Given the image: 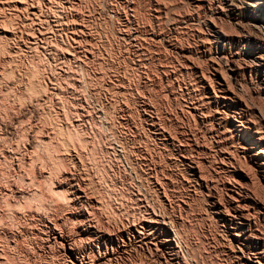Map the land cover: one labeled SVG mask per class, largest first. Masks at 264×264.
Instances as JSON below:
<instances>
[{
    "label": "rangeland",
    "instance_id": "374dc122",
    "mask_svg": "<svg viewBox=\"0 0 264 264\" xmlns=\"http://www.w3.org/2000/svg\"><path fill=\"white\" fill-rule=\"evenodd\" d=\"M2 2H5V0H0V3ZM7 1V0H6ZM33 3H34V6L36 7L37 6V9L38 7L41 8L38 10V13H37V16L36 17L38 20H36L29 12H26V11H22L19 13L18 11V8L16 10V8H13V5L12 4H9L5 6V3H1L0 4V28L5 30L6 32V35H8V38L9 39H3L4 40V43L3 41L0 40V52L3 53V51L5 49H7L6 51H4L5 53H3L2 55H0V59H2L3 57L6 58L4 63H8V65L10 66H13V65H16L13 69V67H10L8 66L6 63L4 64L3 62H1L2 60H0V62L3 64L0 65L1 69L3 68V66L5 67V69L7 71H5V74L8 73V71H11V70H8L9 68L7 67H10V69H12V71L9 74V76L5 75L4 79H8V77L10 78H14L15 76L18 78V74L21 75L23 77V82L21 83L22 87L20 86V83H18L19 81L14 78L12 81L11 79L9 78L7 81L6 80H1V83H0V101L2 99V103L0 102V110L2 111L0 113V117H2L3 115H7L6 117H2L0 119L3 120L2 123H0V136L4 137V136H8L9 135V139H11L12 141H10L8 138H6L8 140V143L6 142V139L4 140L3 137L0 138V147L2 145L1 148H3L4 152L8 151V149L10 150V152L14 155V158L17 159V157H19L17 159V162L12 160V156L11 154L10 155H7V152L6 154H4V152H2L0 150V153L2 154V157H0V165L3 166V167H0V175H4L3 176H0V186H4V187H7L9 185H7L9 182L8 181H11L10 183L14 184L16 182L20 183H16L15 185L18 187V188H23L25 191L30 190L27 194L28 196H26V199H24L25 197H23V199L19 200V203L18 205H15V207L18 209V210H15V211H21L19 212L21 217H15V211H13L15 208H11L8 206V202L10 203V199L11 198H6L4 195H3V201L1 196V191H0V209L3 211V217L0 219V227H2L3 224H7L8 226H5V227H9L11 225V227H23V226H26V227H32V229L34 230L33 232L35 233V237H34V242H33V255H35V263L34 264H53V263H57V264H61V256H59V254L57 252H55L54 250L52 252L49 253V255H47L46 257L48 258H45L43 260H41L42 258H39L37 257V253H38V250L37 249L40 245H42V241H40V239L38 238V235L39 233L41 232V229L43 227H65L66 225V228H69V225L71 227V229H73L74 227H78V223L81 222L83 220V216L87 217L88 218V223L87 222H84L81 227H87L88 225L91 226L93 223L94 227H111V228H121V227H135L137 229H140V228H146V227H155V224L152 226L150 225L151 223L150 222H154L155 221H159V222H162V220L166 223H169L170 226L169 227H174L175 224H173V222L175 221L176 218H178L179 220H182L183 222L185 220H187L186 222L182 223V224H185V226L183 225H180L179 224V227H182L183 228V232H184V237H183V242L185 243V248L182 247L183 249V252L181 253V261L180 263L181 264H185V261L187 264H194L196 262V264H205L206 262H208V264H217L216 262H218V264H242L240 262V260L234 256L233 253H231V251L227 254H220V251L222 248L220 247L222 244L225 246V248H231V250L234 249V246L233 243H229L227 241V230L226 228L224 229L225 227V224H223L222 222L220 221H214V219H212L209 215V211H208V198L206 197V195L204 193H202V195L200 194V191L197 190L194 182H192V180L190 179L189 175L187 172H185L183 169H182V165L180 164V162L178 161L180 159V156H186L188 157L189 159H195L194 161L195 162H199L198 164H200V162H202V166L205 164L204 167H201V164L199 166L201 172L204 174V175H207L205 176V178L210 181V180H213L212 177H214V171H216L219 167V162H220V158H218L219 154L217 152V149H215L216 147L215 146H211V138L207 135H202V131L200 130V127L198 128L199 125H195L196 123L194 121H192L191 118H187L185 116H182L181 114V111L179 110H182L183 108V111L184 110H187V108L189 107V103L190 101H194L195 99H198V97H204V94H205V90L202 89V87L204 85L206 86H209V84L211 83L210 86H214L216 85L215 82H217V79L221 80L220 78V75L221 74H225L226 72V80L228 78H230L229 80V86H231V90L233 92H238L237 95L239 94V97L242 95V98L244 99H247L249 100L250 98L251 99H255L256 98V94L254 92V89L257 90V89H261L262 88V84L264 83V70H263V67H260L258 70H256L257 68L251 64V61L248 60L246 58V56L244 55V53H241L243 47H244V43L246 42V38H255V36L257 37V35L259 36H262L264 35V30L260 29L262 27H260V23L262 22V20L264 19V5L263 7H261V11L260 12H257L255 13V18L254 17H245V18H241L240 20V24L237 22L238 26L237 25H234L233 29L230 30V28H226L225 26L228 25L230 22L234 24V22L232 21V18H233V14L236 13L235 11V6L233 4H235V0H221L219 2V0H198V1H195V0H186V4L184 3V0H156L157 2L160 1L161 4H157V2H154V0H134L135 3L133 2V0H71L72 1V4L68 7V9H65L64 10V14L66 15L67 14V19H68V28L62 30V31H58L57 27L56 29L57 30H54V22H52L53 20H55V16L56 17H59L57 14L58 12L57 11H60L59 7L56 8L55 7H50L49 4L47 5L46 2L45 4L42 3H39L38 0H32ZM139 3H138V2ZM148 3H147V2ZM151 1V2H150ZM180 1V2H179ZM191 1V2H190ZM203 1V2H202ZM228 1V3H227ZM133 2V3H132ZM137 2V3H136ZM150 2V3H149ZM179 2V3H178ZM208 2V3H207ZM212 2V4H211ZM232 2V3H231ZM40 5H38V4ZM74 3V4H73ZM147 3V4H146ZM159 3V2H158ZM183 3V4H182ZM261 4H264V1H260ZM37 4V5H36ZM130 4V5H129ZM138 4H140L139 6H137ZM150 4V5H149ZM155 4V5H154ZM165 4V7L164 5ZM191 4V5H190ZM195 4V5H194ZM210 4V5H208ZM123 5V7H122ZM127 5V6H126ZM134 5V6H133ZM146 5V6H145ZM183 5V6H182ZM186 5V6H185ZM189 7H188V6ZM207 5V6H206ZM217 5V6H216ZM219 5V6H218ZM3 6V8H2ZM136 7V9H134V7ZM144 6V7H143ZM158 6V7H157ZM191 6V7H190ZM195 6V7H193ZM203 6V7H202ZM211 6V7H210ZM216 6V7H215ZM6 7V8H5ZM9 7V8H8ZM45 7V9H44ZM50 9L47 10V8ZM127 7V8H125ZM129 7V8H128ZM133 7V9H132ZM161 8V12H159L158 10ZM167 7V8H166ZM197 7H200V8H197ZM201 7L203 9H201ZM214 7V8H213ZM218 7V9H217ZM225 7V8H223ZM13 8V9H12ZM124 8V9H123ZM159 8V9H158ZM164 10H163V9ZM223 10L221 12V9ZM56 11H55V10ZM59 9V10H58ZM130 9H132L133 11H131ZM139 9V10H138ZM147 9V10H146ZM151 9V10H150ZM155 11H154V10ZM158 9V10H157ZM187 9H188V12H187ZM200 9V10H198ZM5 10V13L4 11ZM9 10V11H8ZM46 10V11H45ZM54 12H53V11ZM135 10H137L135 12ZM144 10V11H143ZM146 10V11H145ZM149 10V11H148ZM193 10V11H191ZM198 10V12H196ZM3 11V12H2ZM8 11V12H6ZM15 11V13H14ZM156 11L159 12V15L156 16ZM195 11V13H194ZM209 11V12H208ZM217 11V12H216ZM224 11H227V12H224ZM234 11V12H233ZM57 12V14L55 13ZM135 12V14H134ZM145 12V13H144ZM147 12H150V13H147ZM165 12V14H164ZM225 14H224V13ZM2 13V14H1ZM27 13V14H26ZM45 13V14H44ZM125 13V14H124ZM147 13V16L145 15ZM207 13V14H206ZM214 15H213V14ZM24 14V15H23ZM30 14V15H29ZM40 14H43V15H40ZM53 14V15H52ZM71 14L73 16H71ZM140 14V15H139ZM144 16H143V15ZM189 14V15H188ZM197 14V15H196ZM45 15H48V16H45ZM212 15V16H211ZM228 17L226 18L225 17ZM257 15L260 17L258 18ZM2 16H3V19H2ZM29 17L31 20L29 21L27 19V17ZM41 16V17H40ZM44 16V17H43ZM146 16V17H145ZM190 16H192L190 18ZM5 17V18H4ZM25 17V19H24ZM47 17V18H46ZM54 17V18H53ZM157 17V19L155 18ZM159 17V19H158ZM210 17V18H209ZM213 17V18H212ZM219 17V18H218ZM46 18V19H45ZM148 18V19H147ZM209 18V19H208ZM5 19V20H4ZM7 19V20H6ZM9 19V20H8ZM12 19V20H11ZM27 19V20H26ZM42 19V20H41ZM43 19H45L46 21L44 22ZM73 19V20H72ZM77 21H76V20ZM210 19H212V22H210ZM2 20H3V25H2ZM11 20V21H10ZM35 22H33V21ZM40 20V21H39ZM128 20V21H127ZM157 20V21H156ZM221 20V22H220ZM224 20V21H223ZM6 21H8L6 23ZM26 21L28 23H26ZM51 21V22H50ZM71 21H73V23H71ZM131 23H130V22ZM162 21V22H161ZM217 21V22H214ZM5 22V24H4ZM21 22V23H20ZM24 22V24H22ZM32 22L34 25H32ZM40 22V23H39ZM44 22V23H43ZM46 22H47V25H46ZM76 22V24H75ZM151 22H155L154 24L151 23ZM161 22V23H159ZM220 22V23H219ZM224 22V23H223ZM159 23V24H158ZM170 23V24H169ZM214 23V24H213ZM223 23V25L221 24ZM227 23V24H225ZM10 24V25H9ZM18 24V25H17ZM21 24V25H20ZM25 24H27L25 26ZM29 24V25H28ZM36 24V25H35ZM132 24V25H131ZM136 24V25H135ZM151 24V25H150ZM153 24V25H152ZM163 25V26H160ZM213 24V25H212ZM216 24V25H215ZM218 24V25H217ZM242 24H245V25H242ZM17 25V26H16ZM31 25V26H30ZM39 25V26H38ZM51 25V26H50ZM75 25H78L79 28H82V34L85 35H82V34H79L77 33L76 36H72V34L74 33L73 31V28L76 27ZM159 25V26H158ZM215 25V26H214ZM222 27H221V26ZM5 26H6V29H5ZM16 26V28L14 27ZM29 26V27H28ZM38 26V27H37ZM43 26V27H42ZM45 26V27H44ZM81 26V27H80ZM159 28H157V27ZM218 28H217V27ZM242 26V27H240ZM9 27V28H8ZM14 28V32L12 31V28ZM20 27V31L17 29ZM27 27V28H26ZM40 27V28H39ZM200 27V28H199ZM207 27V28H206ZM217 29H216V28ZM224 27V28H223ZM240 27V28H239ZM248 27V28H247ZM252 27V28H251ZM24 28V30L22 29ZM26 28V29H25ZM32 28V29H31ZM39 30H37V29ZM43 28V29H42ZM45 28H47L46 30L48 31V34L46 33V30H44ZM50 28H52L50 30ZM85 28V29H84ZM130 32H129V30ZM194 28H197V30H195ZM222 28L223 31L222 32H225L224 30L226 29L228 33H231L233 32L232 35L235 34L234 36V43L230 46L229 49H227L230 53H231V58H228V66L230 67H227L228 69L230 68H233L232 66L234 67H240L241 66V70H235L233 72L235 73H232L230 72V70H225V71H222L219 76L217 77H213V75H211L213 72H212V68L216 66L215 63H219V59H220V54H218L216 52V48H215V43L214 41L212 40L211 38V35H213V31H221L220 29ZM237 28V29H236ZM244 28V29H243ZM246 28V29H245ZM250 28V29H249ZM255 28V29H254ZM34 29V31H33ZM69 29V30H68ZM132 29V30H131ZM138 29V30H137ZM165 29V30H164ZM194 29V30H193ZM210 29V31H209ZM240 29V31H239ZM243 29V30H242ZM249 29V30H248ZM259 30L260 32L262 33H258L257 30ZM8 30L10 31L8 33ZM17 30V32H16ZM26 30V31H25ZM32 30V31H31ZM36 30V31H35ZM60 30V29H59ZM70 33H68L67 31ZM72 30V31H71ZM135 30V31H134ZM163 30V31H161ZM231 32H230V31ZM246 30V31H244ZM254 30V32H253ZM12 31V32H11ZM39 33H38V32ZM51 31V32H49ZM55 31V32H54ZM146 31V32H145ZM161 31V33L159 32ZM175 31V32H174ZM193 31H195L193 33ZM197 31L199 33H197ZM235 31V33H234ZM238 31V33H237ZM250 31V32H248ZM252 31V32H251ZM20 32V34H19ZM28 32V34H27ZM37 32V33H36ZM40 32H44L43 35L42 33ZM62 34H61V33ZM155 32V33H154ZM177 32V33H176ZM179 32V33H178ZM202 32V34H201ZM242 32V33H241ZM22 33V34H21ZM29 33L30 36H29ZM55 33V35H54ZM134 33V34H133ZM143 33V34H141ZM147 33V35H146ZM153 33V34H152ZM158 33V34H157ZM175 33V34H174ZM205 33V35H204ZM251 33V34H250ZM14 34V35H13ZM27 36H25V35ZM34 34V35H33ZM39 34H41L42 36H40ZM57 34H60L58 35L57 37ZM88 34V35H87ZM129 34V36H128ZM193 34V35H191ZM242 34V35H241ZM245 34V35H244ZM249 36H248V35ZM45 35V36H44ZM51 35V37H50ZM74 35V34H73ZM79 35V36H78ZM81 35V36H80ZM132 35V37H131ZM136 35V36H135ZM155 35V36H154ZM161 35V36H160ZM197 35V36H196ZM252 35V36H250ZM255 35V36H253ZM2 36V35H0ZM15 36V37H14ZM18 36V38H17ZM21 36V37H20ZM33 36H36L35 38ZM38 36V37H37ZM40 36V37H39ZM50 38H49V37ZM61 38H60V37ZM65 36V37H64ZM71 36V37H70ZM78 36V37H77ZM136 38H135V37ZM174 36V37H173ZM239 36V37H237ZM11 37V38H10ZM47 39H46V38ZM63 37V38H62ZM70 37V38H69ZM76 38V43L73 41V38ZM140 37V38H139ZM147 37V38H146ZM172 37L174 39H172ZM180 37V38H179ZM205 37V38H204ZM3 37H0V39H2ZM17 38V39H16ZM21 38V39H20ZM28 38V39H27ZM31 38L34 40H31ZM39 38V39H38ZM44 38L46 39V43L44 42ZM130 38V39H129ZM143 38V39H142ZM152 38V39H151ZM156 38V39H155ZM164 38V39H163ZM171 40H170V39ZM197 38V39H196ZM239 38V39H238ZM251 38V39H252ZM12 39V41H10ZM20 39V40H19ZM41 39V40H40ZM51 39V40H50ZM57 39V40H56ZM68 39V40H67ZM72 39V40H71ZM86 39V40H85ZM128 39V41H127ZM135 39V40H134ZM149 41H148V40ZM151 39V40H150ZM159 39V40H158ZM163 39V40H162ZM167 39V40H166ZM176 39V40H175ZM177 39L178 42H177ZM200 39V40H198ZM210 40V44H209V41L207 40ZM238 39V40H237ZM6 40V41H5ZM22 40V41H21ZM37 40V41H36ZM85 40V41H84ZM88 40V41H87ZM91 40V41H90ZM124 40V41H123ZM134 40V41H132ZM153 40V41H152ZM208 42H206V41ZM253 40V39H252ZM16 41V42H15ZM24 41V42H23ZM40 41V42H39ZM55 41V42H54ZM57 41V42H56ZM73 41V42H72ZM84 41V42H83ZM88 43H87V42ZM157 41V43H156ZM167 41V42H166ZM172 41V42H171ZM183 41V42H182ZM187 41V42H185ZM197 41V42H195ZM7 42V43H6ZM12 42V43H11ZM23 42V43H22ZM43 42V43H41ZM51 42V44H50ZM80 42V43H79ZM134 44H133V43ZM159 42V43H158ZM164 42V43H163ZM173 42H174V45H173ZM180 42V43H179ZM194 42V44H193ZM205 42V43H204ZM3 43V44H2ZM7 45H6V44ZM33 45H32V44ZM37 45H36V44ZM68 43V44H67ZM130 43V44H129ZM149 43V45H148ZM171 43V44H170ZM179 43V44H177ZM196 43V45H195ZM207 43V44H206ZM4 44L6 47H4ZM10 44V45H9ZM18 44V45H17ZM42 44V45H41ZM56 44V46H54ZM63 44V45H61ZM65 44V45H64ZM73 44V45H72ZM81 44V45H80ZM132 44V45H131ZM153 44L155 46H153ZM189 47H188V45ZM9 45V46H8ZM15 45V46H14ZM32 45V46H31ZM48 45V46H46ZM50 45V48H48ZM67 45V46H66ZM68 45L70 47H74L75 46V50L80 52V54H77L75 58H72L71 56L69 55H64L62 51L65 47L66 49L68 50L70 47H68ZM140 45V46H139ZM180 45L182 46L180 48ZM192 45V46H191ZM196 47H195V46ZM199 45V46H198ZM240 45V46H239ZM25 46V48H24ZM44 49H42L43 47ZM54 46V47H53ZM81 46V47H80ZM131 46V47H130ZM135 46V47H133ZM138 46V48H137ZM142 46V48H141ZM150 48H149V47ZM157 46V47H156ZM162 46V48H161ZM166 46V47H165ZM191 46V47H190ZM1 47L5 48L4 50L1 49ZM19 47V48H18ZM29 47V48H28ZM34 47H38L37 49H35ZM60 50H59V48ZM79 47V48H78ZM152 47V48H151ZM164 47V48H163ZM184 47V48H183ZM188 47V48H187ZM194 47V49H193ZM234 47V48H233ZM27 48V49H26ZM31 48V49H30ZM33 48V49H32ZM40 48L42 49V51H40ZM53 48V50H52ZM62 48V49H61ZM78 48V49H77ZM85 48V49H84ZM141 48V49H140ZM146 48H148L146 50ZM180 48V49H179ZM197 48L199 50H197ZM210 48V50H209ZM23 49V50H22ZM32 51V50H34ZM50 50V53L49 54V51H46V50ZM64 49V50H66ZM134 49V50H133ZM151 49V50H149ZM156 49V50H155ZM164 49V50H163ZM169 51H168V50ZM2 50V51H1ZM15 53V56L13 51ZM19 50V51H17ZM39 50V51H38ZM195 50V51H194ZM206 50V51H205ZM10 51V52H8ZM18 52V55H17V52ZM24 51V52H23ZM38 51V52H37ZM57 51H59L57 53ZM62 53H61V52ZM82 51V52H81ZM84 51V52H83ZM90 51V52H89ZM151 51V52H149ZM154 51V52H153ZM159 51V52H158ZM168 53L166 54L165 53ZM168 51V52H167ZM189 51V52H188ZM41 52V53H40ZM69 52H71V48L69 50ZM143 52L144 55H143ZM149 52V53H147ZM156 52V53H155ZM162 52V54L159 55V53ZM202 52V53H201ZM238 52V53H237ZM0 53V54H1ZM10 53V54H9ZM20 53L21 56H20ZM55 53V57L54 54ZM72 53V52H71ZM85 53V54H84ZM91 53V54H90ZM138 53V54H137ZM152 56H151V54ZM171 53V54H170ZM63 54V55H62ZM146 54V55H145ZM158 54V55H157ZM164 54V55H163ZM175 54V55H174ZM210 54V55H209ZM217 54V55H216ZM238 54V56H237ZM8 55V56H7ZM13 55V56H12ZM24 55V56H23ZM80 55V59H77V56ZM150 55V56H149ZM168 55V56H167ZM172 55V56H171ZM177 55V57H176ZM187 55V56H186ZM208 55V56H207ZM2 56V58H1ZM12 56V57H11ZM58 56V57H57ZM60 56V57H59ZM64 56V57H63ZM93 56V57H92ZM149 56V57H148ZM159 56V57H158ZM162 56H165V57H162ZM167 56V57H166ZM171 56V57H170ZM192 56V57H191ZM197 56V57H196ZM201 56V57H200ZM215 56V57H214ZM8 57V58H7ZM10 57V58H9ZM15 57V58H14ZM21 57V58H20ZM53 57V58H52ZM64 59H63V58ZM152 57V58H150ZM162 57V58H161ZM172 57H176L175 59ZM13 58L15 60H13ZM24 58V59H23ZM67 58V59H66ZM84 58H87L86 60ZM150 58V59H149ZM167 58V60H165ZM182 58V59H181ZM185 58H188L189 61L190 59H193V61L191 63L188 62V59H185ZM209 58V59H208ZM212 58V59H211ZM17 59V60H16ZM77 59V61H76ZM153 59V61H152ZM160 59V60H159ZM163 59V60H162ZM26 60V61H25ZM62 60L65 61L64 63H62ZM68 60V61H67ZM139 60V61H138ZM151 60V61H150ZM173 60V61H172ZM186 62H185V61ZM204 60V61H203ZM208 60V62H207ZM213 60L215 61V63L213 62ZM234 60V61H233ZM246 60V61H245ZM16 61V62H15ZM33 61V62H32ZM60 61V63H59ZM76 61V62H75ZM80 61V62H79ZM151 62V65H153V67L149 64ZM162 61H163V64H162ZM177 61V62H176ZM202 61V62H201ZM243 61V63H242ZM12 62V63H11ZM22 62V63H21ZM58 62V63H57ZM67 62V64H66ZM85 62V63H84ZM161 62V63H159ZM205 64H204V63ZM235 62V63H234ZM239 64L240 62V66L237 65V63ZM249 62V63H248ZM14 63V64H13ZM57 63V64H56ZM193 63V65H192ZM196 63V64H195ZM204 65H203V64ZM30 64V66H29ZM64 64V65H63ZM144 64V65H143ZM149 64V65H147ZM155 64V65H154ZM182 64V65H180ZM188 66H186V65ZM202 64V65H201ZM225 63H222L221 64H218L220 65L221 67H223ZM233 64V65H232ZM245 64V65H244ZM19 65H20V68H19ZM38 65V66H37ZM59 65V66H58ZM63 65V66H62ZM86 65V66H85ZM139 65V67H137ZM141 65V67H140ZM166 65V66H164ZM184 65V66H183ZM198 65V66H196ZM211 65V67H209ZM247 65V66H246ZM33 66V67H32ZM36 66V67H35ZM143 66V67H142ZM150 66V67H149ZM162 68H161V67ZM172 66V67H171ZM190 66V67H189ZM196 68H194V67ZM201 66V67H200ZM203 66V68H202ZM213 66V67H212ZM250 66V67H249ZM17 67V68H16ZM35 67V68H34ZM38 67V68H37ZM50 67V68H49ZM172 69V71L170 70V68ZM187 67V68H186ZM206 67H208L206 69ZM18 69V73H16L17 71L15 70ZM28 71H27V69ZM57 68V69H55ZM60 68V69H59ZM147 68V69H146ZM174 68V69H173ZM178 68V69H177ZM183 68V69H182ZM185 68V69H184ZM189 68V69H188ZM198 68V69H197ZM251 68V69H250ZM262 68V69H261ZM0 69V70H1ZM4 69V70H5ZM22 69V70H21ZM26 69V70H25ZM35 69V71H34ZM59 69V70H58ZM65 69V70H64ZM192 71H191V70ZM200 69V70H199ZM3 70V69H2ZM14 70V71H13ZM55 70V71H54ZM65 71V72H62ZM67 70V72H66ZM74 70V71H73ZM151 70V71H150ZM155 70V71H154ZM158 72H157V71ZM176 70V71H174ZM206 70V71H205ZM27 71V72H25ZM31 71H32V74H31ZM184 71V72H183ZM203 71V72H202ZM7 72V73H6ZM55 72V73H53ZM15 73V75H14ZM28 73V74H27ZM36 73V74H35ZM57 73V74H56ZM60 73V74H59ZM62 73V74H61ZM66 73V74H65ZM165 73V74H164ZM191 73V75H190ZM197 73V74H196ZM205 76H202V74ZM206 75H205V74ZM208 73V74H207ZM242 73L244 74L243 77L241 76ZM251 73V74H250ZM257 73V74H255ZM25 76V74H27L26 76H29L30 78H28L26 80V76L24 77L23 75ZM30 74V75H29ZM40 74V75H39ZM55 74V75H54ZM155 74V76H154ZM161 77V79H159V76ZM186 74V75H184ZM189 74V76L187 75ZM201 74V75H200ZM235 75V80H234V77L233 75ZM14 75V76H13ZM33 78H32V76ZM57 75V76H56ZM60 75V76H59ZM67 78H66V76ZM165 75V76H164ZM171 75V76H170ZM198 75V76H197ZM227 75L229 77H227ZM237 75V77H236ZM263 75V76H262ZM13 76V77H12ZM35 76V77H34ZM59 76V78H57ZM64 76V78H63ZM167 76V77H166ZM179 78H177V77ZM188 77V78H185V77ZM202 76V77H201ZM222 76V75H221ZM223 76V77H224ZM249 76V77H248ZM38 77V78H37ZM44 77L46 78L44 80ZM54 77V78H53ZM72 77V79H71ZM148 77V78H147ZM174 79H177L174 80ZM176 77V78H175ZM251 77V79H250ZM25 78V79H24ZM50 78V81L48 80V82H52V86L56 87V89L59 87L60 89L56 92L53 93V95H49L45 92V87L44 84L46 85L48 82H47V79ZM62 78V79H61ZM129 78V79H128ZM152 80H150V79ZM204 78V79H203ZM206 78H211V79H206ZM213 78V79H212ZM236 78L237 81H236ZM32 80V82L30 81V83H32L34 86L32 87L31 85L32 84H29V82L27 83L26 81H29ZM53 79V80H52ZM68 79V80H67ZM155 79V80H154ZM158 79V80H156ZM168 81H167V80ZM179 79V80H178ZM186 79V81H184ZM206 79V80H205ZM10 80V81H9ZM43 80V81H42ZM55 80V82H54ZM62 80V81H61ZM160 80V81H159ZM170 80V82H169ZM182 80V82H181ZM198 80V81H197ZM202 80V81H200ZM209 82H208V81ZM212 80V81H211ZM214 80V81H213ZM232 80V81H231ZM245 83H248V85H246V88H247V91L246 89H244V91L242 92L240 88H238V86L236 85H239V82H242L243 81ZM250 80V81H249ZM4 83H3V82ZM38 83H37V82ZM40 81V82H39ZM64 81V82H63ZM78 81V82H77ZM158 81V83H157ZM167 81V82H166ZM173 85H172V83ZM190 81V83H189ZM211 81V82H210ZM252 81V82H251ZM13 82V83H12ZM16 84H15V83ZM112 82V83H111ZM160 82V83H159ZM192 82V84H191ZM198 82V84H197ZM237 84H236V83ZM35 83V84H34ZM42 83V85H41ZM44 83V84H43ZM56 83V85H55ZM58 83V85H57ZM73 84V86H71ZM93 83V84H92ZM163 83V84H161ZM171 83V84H169ZM185 83V84H184ZM259 83V84H258ZM6 84L8 86H6ZM11 84V85H10ZM14 84V85H13ZM25 84V85H24ZM38 84V85H37ZM54 84V85H53ZM71 84V85H70ZM154 84V85H153ZM166 84H169V85H166ZM178 84V85H177ZM181 84V85H180ZM185 86H184V85ZM193 85L192 87L190 86ZM195 84V85H194ZM241 84V83H240ZM254 84V85H252ZM17 85V86H16ZM28 85V86H27ZM31 87H30V86ZM36 85V86H35ZM62 85V86H61ZM75 85V86H74ZM147 85V86H146ZM162 85V86H161ZM171 85V86H170ZM233 85V86H232ZM259 85V86H258ZM11 86V87H10ZM16 86V87H14ZM42 89H44V91L40 89V87ZM64 86V87H63ZM145 86V87H144ZM173 86V87H172ZM213 86V87H214ZM252 87L249 88L248 87ZM257 86V87H256ZM4 87V88H3ZM9 87H10V90L13 91V88H14V91L15 94L10 91L9 92ZM26 87V88H25ZM28 87V89H27ZM29 87H30V94L31 93H34L36 95H33L31 98L29 97V99H31L30 101L32 102H29L28 100V96H29ZM37 89H36V88ZM67 87V88H66ZM169 87V88H168ZM180 89H177L179 88ZM182 87V88H181ZM233 87V88H232ZM237 87V88H236ZM12 88V89H11ZM24 88V89H23ZM31 88H35L36 91H33L31 90ZM74 91H73V89ZM159 88V89H158ZM165 88V89H164ZM186 88V89H184ZM193 90H192V89ZM6 89V90H4ZM24 91H22V90ZM25 89L26 91L28 92V96L25 95L24 93H27L25 92ZM40 89V90H39ZM61 89H63V91H61ZM148 89V90H147ZM160 89H162L160 91ZM179 90H181L180 92H178ZM187 90V91H186ZM195 90V91H194ZM198 90V91H197ZM4 91V92H3ZM6 91L9 92V97L8 95L6 94ZM38 91V93H36ZM168 91V92H167ZM172 91V92H170ZM249 91V92H248ZM6 94V96H2V94ZM23 92V93H22ZM41 92H44V93H41ZM58 92V93H57ZM62 92V93H60ZM118 92V93H117ZM175 92V93H174ZM182 92V93H181ZM189 92V94H188ZM193 92V93H192ZM198 92V93H197ZM200 92V93H199ZM203 92V93H202ZM248 94H247V93ZM252 92V93H251ZM13 93V95H11ZM55 93H57L56 96L58 97H61V98H58V97H55ZM115 93V95H114ZM121 93V94H119ZM123 93V94H122ZM174 93V95H173ZM184 93V95H183ZM192 93V94H191ZM17 94V95H16ZM19 94V95H18ZM22 94H23V97L26 98H23L22 97ZM38 94V96H37ZM45 94V95H44ZM60 96H59V95ZM167 94V96H166ZM172 94V95H171ZM188 96H187V95ZM16 95V97H15ZM21 95V96H20ZM25 95V96H24ZM63 95V97H62ZM179 95V97H178ZM182 95V96H181ZM198 95V96H197ZM200 95V96H199ZM203 95V96H202ZM248 95V97H247ZM252 95V96H251ZM17 96H19L18 98L22 99L21 100V103L22 101L24 102V100L26 102H24L25 104L28 103V105L22 103L23 105H21L19 99L17 98ZM31 96V95H30ZM37 96V97H35ZM174 96V97H173ZM177 96V98H175ZM195 96V97H194ZM246 96V97H245ZM11 97V98H10ZM14 97V98H13ZM40 99H39V98ZM43 97V98H41ZM47 97V98H46ZM49 97V98H48ZM52 99H51V98ZM164 97V98H163ZM167 97V98H166ZM195 99H194V98ZM250 97V98H249ZM259 100L260 102H263L264 103V97L263 96H259ZM9 98V99H8ZM38 98V99H37ZM167 100H166V99ZM175 98V99H174ZM179 98V99H178ZM182 98V100H180ZM192 98V99H191ZM7 99V100H6ZM13 99V101L11 100ZM18 99V100H17ZM36 99V101L33 102V100ZM43 99V100H41ZM54 99H57V100H54ZM243 99V100H244ZM8 100L10 101V103L14 104L15 107H13V105H10V103H7ZM18 104H17V102ZM50 100V101H48ZM79 100V101H78ZM262 100V101H261ZM7 101V102H6ZM15 101V103H14ZM38 101V103H36ZM42 101V102H41ZM45 101V103H44ZM59 101V102H58ZM176 105H175V103ZM180 101V102H179ZM115 102V103H114ZM163 102V103H162ZM34 103V105H33ZM77 103V104H76ZM180 103V105H179ZM4 104V105H2ZM9 106H8V105ZM17 106H16V105ZM31 104V106H30ZM38 106H36V105ZM63 104V105H62ZM82 104V105H81ZM205 104V103H204ZM6 105V108L4 110V108L2 109L1 106H5ZM142 105V106H141ZM178 105V106H177ZM183 105V107H182ZM185 105V106H184ZM188 105V106H187ZM264 105V104H263ZM9 107V110L10 111H6L7 108ZM21 106V107H20ZM25 106V107H24ZM63 106V107H62ZM75 106V107H74ZM80 106V107H79ZM81 106H84V107H81ZM114 106V107H113ZM177 106V108H176ZM187 106V107H186ZM207 106V107H206ZM213 106V107H212ZM35 107V108H34ZM39 107V109L37 108ZM181 107V108H180ZM11 108V109H10ZM20 108V109H19ZM25 108V109H24ZM64 108V109H63ZM78 108V109H76ZM79 108H81L82 110L84 111H81V109L79 110ZM84 108V109H83ZM145 114L147 113V115L151 118H153V120L155 121V123H157L158 127L161 129H163L162 131L164 132V134L166 135L167 133V137H170V138H173L171 140H173L171 142V140H169V143L167 145H164L163 141L161 140L162 137L158 136V135H155L154 131L152 130V128L149 126V123L147 121H145L143 119V114L144 112ZM205 108H207L209 111L210 110H214V105H209V104H206L205 105ZM210 108V109H209ZM218 109H220V107L218 106L217 107ZM16 109V111H15ZM33 111H32V110ZM34 109H37L36 111ZM73 109V110H72ZM179 109V110H178ZM264 109V108H263ZM39 110V111H38ZM62 110V111H61ZM69 110V111H68ZM102 110V111H101ZM6 111V112H5ZM13 111V112H12ZM22 111V112H21ZM30 111V112H29ZM35 111V113H34ZM80 111V112H79ZM87 114H86V112ZM110 111V113H109ZM139 111V112H138ZM182 111V112H183ZM12 112L11 114H7V113H10ZM25 112V113H24ZM37 112V113H36ZM60 112V113H59ZM72 112V113H70ZM84 112V113H83ZM98 112V113H97ZM177 112V114H176ZM6 113V114H5ZM70 113V114H69ZM75 115H74V114ZM90 117H89V115ZM184 113L186 114V111H184ZM13 114V115H12ZM16 114V115H14ZM33 114V115H32ZM62 114H64L65 116H63ZM137 114H140V115H137ZM180 114V115H179ZM250 117H248L249 115ZM12 115V117H11ZM86 115V116H85ZM152 115V116H151ZM10 118H9V117ZM60 116V117H59ZM74 116L72 119L71 117ZM79 116V117H78ZM177 116V117H176ZM247 118L249 119H252L253 115L250 114V111L247 112L246 114ZM68 117V118H67ZM71 119H70V118ZM79 119H77V118ZM87 117V118H86ZM148 117V118H149ZM157 117V118H156ZM176 117V118H175ZM180 117V118H179ZM9 118V119H8ZM62 118V119H61ZM66 121H64L65 119ZM83 118V120H82ZM91 118V119H90ZM169 118V119H168ZM179 118V120L177 119ZM184 118V119H183ZM187 118V119H186ZM10 119H13V121ZM70 119V120H69ZM88 119V120H86ZM143 119V120H142ZM181 119V120H180ZM186 119V120H185ZM7 120H9L10 122H8ZM28 120V121H27ZM63 121L62 123L59 122V121ZM76 120L77 122H74ZM79 120V121H78ZM80 120H82V122H80ZM86 122H85V121ZM178 122H177V121ZM26 121V122H25ZM67 121H69L70 123H68ZM89 121V122H88ZM166 122V125H165V122ZM181 121L184 123H181ZM187 121V122H186ZM16 122V123H14ZM20 122V124H19ZM28 122V124H27ZM67 122V123H65ZM78 122H79V125H78ZM143 122V123H142ZM177 122V123H176ZM188 122L189 125H188ZM6 123V124H5ZM7 123H10V124H7ZM12 123V124H11ZM18 123V124H17ZM23 123V124H22ZM32 123V124H31ZM38 123V124H37ZM60 123V124H59ZM81 123H82V126H81ZM83 123H85L83 125ZM161 123V124H160ZM70 124L73 126H70ZM87 124V125H86ZM192 124V125H191ZM8 125V126H7ZM15 125V126H14ZM21 127H20V126ZM22 125H24L22 127ZM66 125V126H65ZM68 125V126H67ZM77 125V126H76ZM183 127H182V126ZM187 125V127H186ZM192 128H191V126ZM196 127H195V126ZM14 126V127H13ZM19 126V128H18ZM28 126L30 127L28 129ZM63 126V127H62ZM70 126V127H69ZM76 126V127H75ZM81 126V127H80ZM85 126V127H84ZM161 126V127H160ZM164 126V127H163ZM165 126H166V129H165ZM169 126V127H168ZM177 126V127H176ZM181 126V127H180ZM190 126V127H188ZM5 127L8 129H5ZM12 127V128H11ZM25 127V128H24ZM179 127V129H178ZM4 128V130L2 129ZM16 132H15V129ZM33 128V129H32ZM62 128V129H60ZM65 128H68L65 129ZM74 131H73V129ZM75 128H79L77 129V132H75ZM181 128V130H180ZM184 128H186L184 130ZM259 128V127H258ZM12 129V130H11ZM24 129V130H23ZM27 129V130H26ZM32 129V130H31ZM41 129V130H40ZM61 131H59V130ZM64 129V130H63ZM72 129V130H71ZM195 129V132L194 130ZM201 131H199V130ZM7 130V131H6ZM11 130V131H10ZM19 130V131H18ZM26 130V131H25ZM38 130V131H37ZM40 130V131H39ZM43 130V131H42ZM59 131L60 133L58 134H55L57 133L55 131V133L53 131ZM81 130H83V133L81 132ZM166 130V131H164ZM184 130V131H183ZM190 130V131H188ZM6 131V132H5ZM17 131L19 133V135L17 134ZM24 131V132H22ZM28 131V132H27ZM31 131V132H30ZM53 133H52V132ZM171 133H169V132ZM194 133H193V132ZM199 131V132H198ZM10 132V133H9ZM14 132V133H13ZM28 133V136H27V133ZM74 132V134L72 133ZM80 132V133H79ZM150 132V133H149ZM166 132V133H165ZM181 132V134H180ZM186 132V134L184 133ZM191 132L193 134H191ZM6 133V134H5ZM13 133V134H12ZM16 133V134H15ZM20 133H23V135H21L20 137ZM48 133V134H47ZM50 133V134H49ZM52 133V134H51ZM67 133V134H66ZM71 133V134H69ZM78 133L80 136H78ZM92 133V134H91ZM154 133V134H152ZM184 133V134H183ZM195 137H198L200 141V143L202 144H205L206 142L207 145H205L206 148H208V150L210 149H214V150H210V151H206L205 153L204 152H198L197 153V150L196 149H193V137L190 135V134ZM38 134V135H36ZM44 134V135H43ZM57 136H55V135ZM61 134V136H60ZM73 134V136H72ZM77 134V136H76ZM83 134V135H82ZM170 134V136H169ZM180 134V135H179ZM17 135V136H16ZM49 135V136H48ZM152 137H151V136ZM175 138H174V136ZM179 135V136H178ZM186 135V136H185ZM200 135V137H199ZM15 136V137H14ZM32 136V137H31ZM34 136V137H33ZM45 136V137H44ZM60 136V137H59ZM64 136V137H62ZM75 136V137H74ZM84 138H83V137ZM203 136H205L206 138L208 139H204ZM27 137V138H26ZM49 137H53L52 139L49 138ZM80 137V138H79ZM184 137V138H183ZM187 137V138H186ZM190 137V139H189ZM206 142H204L202 139ZM20 138V140L18 139ZM26 138V139H25ZM30 138V139H29ZM47 138V139H46ZM58 138V139H57ZM82 138V139H81ZM157 138V139H156ZM186 138V139H185ZM5 141V145L3 144V140ZM14 139V141H13ZM18 139V140H17ZM23 139V141H22ZM36 139H38L37 141H39L38 143H36ZM40 139V140H39ZM45 143H43L42 141ZM50 139H51V145L52 146H49L50 145ZM55 139V140H54ZM57 139V140H56ZM80 141H79V140ZM155 139V141H153ZM174 139H177V140H174ZM181 139V140H180ZM183 139V140H182ZM28 142H27V141ZM33 140H35L33 142ZM49 140V141H48ZM59 140V141H58ZM63 142H62V141ZM82 140L85 142V140L87 141V143H83ZM97 140V141H96ZM137 140V141H136ZM160 140V141H159ZM179 140V141H178ZM192 140V141H190ZM18 141V142H16ZM20 141V142H19ZM41 141V142H40ZM56 143H55V142ZM178 141V142H176ZM181 141V142H180ZM185 141V142H183ZM12 142V144H11ZM13 142H15L13 144ZM47 142V144H46ZM79 142V143H78ZM171 142V143H170ZM180 142V143H179ZM186 142L189 143L188 145H186ZM10 143V145L8 146V144ZM18 143V147H16ZM24 143H28V144H24ZM31 143V144H30ZM61 143V144H60ZM63 143V144H62ZM146 143V144H145ZM158 143V144H157ZM163 143V144H162ZM174 145H173V144ZM22 144V145H21ZM35 144V145H34ZM38 144V145H37ZM44 144V145H43ZM97 144V145H96ZM156 144H157V147H156ZM162 144V145H161ZM181 144V145H180ZM238 145H240L241 143H237ZM235 144V145H237ZM4 145V147H3ZM7 145V146H6ZM32 145H34V149L33 150V147ZM58 145H59V148H58ZM64 145V146H63ZM66 145V146H65ZM176 145V146H175ZM183 145V146H182ZM23 146L25 148H23ZM67 146H69V148H67ZM73 146V147H71ZM77 146V147H75ZM83 148V149H81ZM121 146V147H120ZM172 146V147H171ZM8 147V148H7ZM16 149H14V148ZM123 147V148H122ZM160 147V148H158ZM162 147V148H161ZM177 147V148H176ZM188 147V148H187ZM193 147V148H192ZM212 147V148H210ZM225 147V146H224ZM228 147V146H227ZM0 148V149H1ZM7 148V150H6ZM19 148V150H18ZM37 148V149H36ZM63 148V149H61ZM64 148H67L66 150H73L72 148H74V150L77 151V153H80V150L81 153H80V162L79 163H75L72 164L71 166V163H69L67 165V161H65V157H66V154L67 152L65 151ZM77 148V149H76ZM118 150H117V149ZM175 150H174V149ZM178 148L181 149V152L178 151ZM186 148V149H185ZM189 148H190V151H189ZM192 148V149H191ZM12 149V150H11ZM114 149V150H113ZM122 149V150H121ZM124 149V150H123ZM184 149V150H183ZM188 149V151H187ZM18 150V151H17ZM30 150V151H28ZM32 150V151H31ZM64 150V151H63ZM73 150V151H74ZM85 150V152L83 151ZM95 150V151H94ZM140 150V151H139ZM147 150V151H146ZM167 150H172L171 152L170 151H167ZM16 151V153H15ZM28 153H26V152ZM63 151V152H62ZM123 151V152H121ZM160 151V152H159ZM187 151V152H186ZM193 151V152H192ZM196 151V152H195ZM216 151V152H215ZM22 154H21V153ZM24 152H25V155H24ZM32 152L34 153L32 155ZM36 152V154H35ZM42 152V153H41ZM50 154H48V153ZM65 152V153H64ZM125 152V154H123ZM142 152V153H141ZM163 152H165V155L163 154ZM185 152V153H184ZM208 152H209V155H208ZM33 157H30L31 155ZM109 153V154H108ZM117 153V155H116ZM120 155H119V154ZM169 153V154H168ZM198 155H197V154ZM201 153V154H200ZM213 153V154H212ZM215 153V154H214ZM17 154V155H16ZM19 154V155H18ZM65 154V155H63ZM85 154V155H83ZM88 154V156H86ZM115 154V155H114ZM123 154V155H121ZM167 154V155H166ZM178 154V155H177ZM180 154V155H179ZM194 154V155H192ZM203 154H205L203 156ZM218 154V155H217ZM16 155V157H15ZM24 155V157H23ZM29 155V156H28ZM36 155V157H35ZM63 157H62V156ZM109 155V156H108ZM125 155H129V157L127 156V158L125 157ZM160 155V156H159ZM170 155H171V158H170ZM175 155V156H174ZM188 155V156H187ZM202 155V156H201ZM1 156V155H0ZM4 156V157H3ZM26 156V157H25ZM84 156V157H83ZM164 156V157H163ZM169 156V158H168ZM178 156V157H177ZM190 156H193V157H190ZM197 156V157H196ZM201 156V157H200ZM7 157V159L5 158ZM58 157V158H57ZM93 157V158H92ZM118 157V158H117ZM144 157V158H143ZM220 157V156H219ZM3 158V159H2ZM11 158V159H10ZM24 158V159H23ZM31 158V159H30ZM36 158V159H34ZM62 158V159H61ZM86 158V159H85ZM125 158V159H124ZM131 158V159H130ZM163 158V159H162ZM175 158V159H174ZM179 158V159H177ZM198 158V159H197ZM211 158V159H210ZM216 158V159H215ZM10 159V161H9ZM53 159V160H52ZM64 159V160H63ZM116 159V160H115ZM124 159V160H123ZM127 159L129 161H127ZM165 159H166V162H165ZM168 159V160H167ZM172 159V160H171ZM206 161H205V160ZM213 159V160H212ZM3 160V161H2ZM12 160V162H11ZM23 162H22V161ZM26 160H28L29 162H27ZM31 160V161H30ZM35 160V161H33ZM62 160V161H61ZM115 160V161H114ZM120 160V161H119ZM123 160V161H122ZM126 160V161H125ZM217 163H215V161ZM218 160V161H217ZM4 161H5V164L7 165V168H5V164H4ZM21 161V163L19 162ZM26 161V162H24ZM33 161V163H35L37 166H38V169H37V166L33 163H31ZM65 161V162H64ZM82 161H84V165L81 164ZM86 161V162H85ZM208 161V162H207ZM3 162V163H2ZM8 162V163H7ZM10 162V163H9ZM16 162V163H15ZM41 162V163H40ZM61 162V163H60ZM64 162V163H63ZM125 162V163H124ZM127 162V163H126ZM130 162V163H128ZM147 162V163H146ZM174 162H176V166L178 167V164H179V167L177 168L174 164ZM23 164V166L26 168H22L19 167L20 165L19 164ZM31 164L30 165H27V164ZM39 163L41 164V166L39 165ZM66 163V164H65ZM120 163V164H119ZM212 163V165H211ZM3 164V165H2ZM14 164V166H13ZM18 164V165H17ZM45 164V165H44ZM58 164V165H57ZM129 164V165H128ZM137 164V165H136ZM166 164V166L164 165ZM169 164V165H168ZM172 164V166H171ZM208 164V165H207ZM217 168H216V166ZM44 165V166H43ZM67 165V166H66ZM81 165V166H80ZM95 165V166H94ZM125 165V166H124ZM128 165V166H127ZM161 167H160V166ZM207 165V166H206ZM30 166V167H29ZM41 168H40V167ZM78 166V167H77ZM85 166V167H84ZM114 166V168H112ZM116 166V167H115ZM125 167V169L123 167ZM163 166V167H162ZM168 166V167H167ZM18 167L20 168V170H18ZM33 169H32V168ZM47 170H45L46 168ZM56 167V169H55ZM70 167V168H69ZM74 167H76L74 169ZM81 167V168H80ZM82 167H84L82 169ZM136 167V168H134ZM172 167V168H171ZM214 169H212V168ZM3 168V169H2ZM9 168H13V169H9ZM17 168V169H16ZM27 168H31L29 169L30 171L32 172H27L28 169ZM36 168V169H35ZM50 168V169H49ZM60 168V169H59ZM79 168V169H78ZM129 168V169H128ZM132 168H134L132 170ZM153 168V169H152ZM204 168V169H203ZM206 168V169H205ZM208 168V169H207ZM1 169L4 171H1ZM9 169V170H8ZM24 173L26 175H28L31 180H32V183L30 182V180L26 179L28 176H26L24 173H23V170ZM44 169V170H42ZM49 169V170H48ZM68 169V170H67ZM78 169V170H77ZM87 171H86V170ZM124 169V170H123ZM138 169V170H137ZM141 169V170H140ZM145 170V173H144V170ZM156 169V170H155ZM173 170V174L171 173V170ZM7 170L9 172V174L7 175ZM14 170H16L14 172ZM42 170V172H41ZM55 170H57V174L59 173V170H60V173L58 176L56 173H55ZM63 170V171H62ZM67 170V171H66ZM77 170V171H76ZM80 170V171H79ZM137 173H134L133 171H135ZM140 170V171H139ZM152 170V171H151ZM167 170V171H166ZM34 171V172H33ZM39 171V174H37ZM49 171V173L47 172ZM80 173H79V172ZM83 171V172H82ZM85 171V173H84ZM126 173H125V172ZM129 171L132 172L131 174H129ZM155 171V172H153ZM161 171V172H160ZM166 171V172H165ZM176 171V172H175ZM205 171V172H204ZM210 171L212 172L210 174ZM2 172V173H1ZM6 172V173H5ZM13 172V173H12ZM36 172V173H35ZM82 172V173H81ZM87 172V174H86ZM89 172V173H88ZM124 172V173H123ZM147 172V173H146ZM152 172V173H151ZM159 172V173H158ZM178 172V173H177ZM185 172V173H184ZM209 172V173H208ZM5 173V174H4ZM14 173H17V174H14ZM34 173V174H33ZM48 173V174H47ZM64 173V175H63ZM70 173V174H69ZM119 173V174H118ZM156 173V174H155ZM163 173V175H162ZM169 173V174H168ZM12 174V175H11ZM36 175L35 177L32 176V175ZM75 174V176H74ZM78 174L79 177H78ZM137 174V175H135ZM141 174V175H140ZM143 174V176H142ZM146 174V175H145ZM176 174V175H174ZM183 174V175H182ZM7 175V176H6ZM11 175V177L9 176ZM21 175V176H19ZM25 175V176H24ZM39 175V176H38ZM41 175V176H40ZM42 175H47L45 177H43ZM55 175V177H54ZM63 177H62V176ZM70 175H72L73 177H71ZM91 175V176H90ZM102 175V176H101ZM130 175V176H129ZM132 175V176H131ZM139 175V177H138ZM149 175V176H148ZM151 175V177H150ZM166 175V177H165ZM168 175V176H167ZM182 175V176H180ZM9 176V177H8ZM18 176V177H17ZM33 178H32V177ZM52 176V177H51ZM66 176V177H64ZM89 176V178H88ZM126 176V177H125ZM136 176V177H135ZM142 176V177H140ZM145 176V177H144ZM155 176V177H154ZM159 178H158V177ZM169 176H170V179H169ZM184 176V177H183ZM21 178L23 179L22 177H24L23 179V183L20 182V180H17L18 178ZM28 177V178H29ZM51 177V179H50ZM59 177V178H58ZM76 177V178H75ZM78 177V178H77ZM81 177V178H80ZM83 177V178H82ZM92 177V178H90ZM148 177V178H147ZM153 177V178H152ZM165 177V178H164ZM168 177V178H167ZM210 177V178H209ZM7 180H6V179ZM10 178V179H9ZM17 178V179H16ZM29 178V179H30ZM36 178V179H35ZM41 178V179H40ZM43 178L47 179L45 180V182H43L44 180H42ZM50 180H49V179ZM57 178V180H56ZM61 178H64V179H61ZM70 178V179H68ZM85 178V179H84ZM87 178V179H86ZM131 178V179H130ZM156 178V179H155ZM177 180H176V179ZM181 178V179H180ZM2 179V180H1ZM9 179V180H8ZM12 179V180H11ZM16 181H14V180ZM37 180L36 182L39 183V185L41 184L42 187H44L45 185H47L48 183L50 185H52V187H50V191L47 192L46 187H49L50 185L48 184V186H45L44 190L41 188L40 190V187L38 186V184L35 182V180ZM54 179V180H53ZM78 179V180H77ZM91 179V180H90ZM124 179V180H123ZM139 179V180H138ZM142 179V180H141ZM157 180V184L156 182L154 181ZM168 179V180H167ZM184 179V180H183ZM190 181H188V180ZM210 179V180H209ZM59 180V181H58ZM88 182H87V181ZM152 180V181H150ZM158 180H160L161 182H159ZM215 180V179H214ZM4 181V183H3ZM13 181V182H12ZM25 181H27L26 183H24ZM29 181V183H28ZM45 184L43 185L42 182ZM79 181V182H78ZM143 181V182H142ZM150 181V183H149ZM164 181V182H163ZM172 181V182H171ZM178 183H177V182ZM181 181V182H179ZM35 182V183H34ZM51 182L56 185L54 186L53 184H51ZM57 182V183H56ZM66 182V183H65ZM70 182V183H69ZM83 183V186L81 183ZM92 184V186H90V183ZM129 182V183H128ZM148 184H146V183ZM152 182V184H151ZM154 182V183H153ZM177 184H176V183ZM7 183V184H6ZM9 183V184H10ZM29 185H28V184ZM47 183V184H46ZM60 183L61 187H59L58 189L56 188L57 187V184ZM62 183V184H61ZM70 185H69V184ZM74 183V184H73ZM77 183V184H76ZM87 183V184H85ZM159 183V184H158ZM169 183V185H168ZM173 183V185H172ZM190 183V184H189ZM4 184V185H3ZM27 186H25V185ZM65 184V185H64ZM72 184V185H71ZM90 186V189H89V186ZM143 184V186L141 185ZM162 184V185H161ZM20 185V186H19ZM33 185V187H31ZM36 187H35V186ZM145 185V186H144ZM147 185V186H146ZM155 185V186H154ZM161 187H160V186ZM177 185V186H176ZM23 186V187H22ZM30 186V188H29ZM38 186V187H37ZM80 188H79V187ZM88 188H87V187ZM136 186V187H135ZM149 186V187H148ZM174 188V190H172V187ZM185 186V187H184ZM194 186V187H193ZM28 187V188H27ZM67 187V188H66ZM70 187V188H69ZM78 187V188H77ZM82 187L86 190V192L88 193V197L92 200H95L94 201H84L82 204H81V201H83L81 199V201H78L79 198H76V197H79V193L76 191L79 190V189H82ZM94 187H96L94 189ZM100 187V188H99ZM142 187V188H141ZM152 187V189H151ZM159 188L160 191L162 192L163 190V193H165V195H167V202H165L160 196L157 197L156 196V192H155V189L154 188ZM162 187L164 189H162ZM183 187V188H182ZM187 187V188H186ZM36 188H39L38 190H36ZM115 188V189H114ZM144 188V189H143ZM148 188V189H147ZM150 188V189H149ZM169 188V189H168ZM52 189L54 190V193L52 192L53 195L49 194L51 193ZM74 189V191H73ZM140 191H139V190ZM175 189H176V192H175ZM180 191H179V190ZM189 189V190H188ZM32 190V191H31ZM58 190V191H56ZM62 190V191H61ZM95 190H98L96 191L97 193L98 192H102V193H98L100 195H96V192L94 193ZM126 190V191H125ZM129 190V191H127ZM138 190V192H137ZM187 190V191H186ZM219 190V191H218ZM222 192H221V191ZM257 191L259 193V195L256 193V196L261 197L260 200H263L264 199V195L261 194V192L258 190L257 187L254 188L253 191ZM34 191V192H33ZM38 191V192H37ZM45 193H44V192ZM59 191H61L63 193V195L67 198L65 199V197L63 198L62 196H58L59 194H61V192L59 193ZM93 193H91V192ZM149 193H147V192ZM151 191V193H150ZM170 191V193L168 192ZM189 191V192H188ZM255 191V192H256ZM32 192V193H31ZM37 192V193H36ZM90 192V193H89ZM140 192V193H139ZM143 192V193H142ZM155 192V194H154ZM196 192V193H195ZM217 192L218 194H220L219 196L220 197H223L224 199V192L223 190L218 187L217 189ZM254 192V194H255ZM35 193V194H34ZM39 193V194H38ZM43 193V195H41ZM59 193V194H58ZM75 193V194H74ZM109 193V194H108ZM172 193V195H171ZM182 193V194H181ZM189 193V194H188ZM195 193V197L193 196V194ZM30 194V195H29ZM33 194V195H32ZM44 194H47V196H45ZM66 194V195H65ZM91 194V195H90ZM95 194V195H93ZM142 194V195H141ZM144 194V195H143ZM146 194H150L151 196L148 197V195ZM152 194H154L152 196ZM186 194V196H184ZM198 194V196H197ZM36 197H35V196ZM41 195V196H40ZM50 195L51 196H58V197H51L50 198ZM62 195V194H61ZM77 195V196H76ZM82 195V194H81ZM138 195V198L137 196ZM175 195V196H174ZM192 195V196H191ZM261 195V196H260ZM263 195V196H262ZM32 196V197H31ZM34 196V197H33ZM45 196L47 199L45 200H41V198L43 199V197ZM93 196V197H92ZM95 196H98V197H95ZM99 196H103V197H99ZM120 196V197H119ZM144 198L143 200H141L142 198ZM40 198L39 200H37V202L35 203L34 200H36L37 198ZM44 197V198H45ZM59 197H62L61 198V201H60V198ZM157 197V198H156ZM171 197V198H170ZM174 197V198H173ZM182 197V198H181ZM200 197V198H199ZM34 198V200H33ZM57 198H59L58 200V203H57V200L54 201V202H50V205H49V201L50 200H55ZM94 198V199H93ZM96 198V199H95ZM100 200H99V199ZM105 200H104V199ZM140 198V199H139ZM149 198V201H147ZM154 198V199H153ZM178 198V199H177ZM180 198H181V202H180ZM186 198V200H185ZM198 198V199H197ZM203 198V199H201ZM207 198V199H206ZM29 199V200H28ZM32 199V200H31ZM49 199V200H48ZM69 203V205H67V203L64 201ZM108 199H110L108 201ZM120 199V200H119ZM136 199V200H135ZM146 199V201H145ZM151 199V201H150ZM153 199V200H152ZM157 199V200H156ZM158 199H159V202H158ZM169 199H170V202H169ZM177 199V200H176ZM192 199V200H190ZM221 199V200H223ZM12 200V199H11ZM26 200V201H25ZM30 200H31V204H30ZM41 200V202H40ZM52 200V201H53ZM69 200V201H67ZM96 200H99V203L96 201ZM156 200V201H155ZM163 200V201H162ZM174 200V201H173ZM182 200H184L182 202ZM196 200V201H195ZM200 200V201H199ZM1 201H3L1 203ZM23 201V202H21ZM28 201V202H27ZM45 201V202H44ZM60 201V202H59ZM62 201L63 204H62ZM73 201V202H72ZM105 201V203H104ZM107 201V202H106ZM118 201V203H117ZM139 201V202H138ZM141 201V203H140ZM153 201H155L153 203ZM161 201V202H160ZM264 201V200H263ZM43 202V203H42ZM56 202V203H55ZM92 202V203H90ZM103 204H102V203ZM110 202L109 206L106 208V206L108 205V203ZM113 202V204H112ZM144 204H143V203ZM146 202V203H145ZM148 202V203H147ZM150 202V204H149ZM158 202V204H157ZM174 202V204L172 203ZM194 202V203H193ZM198 202V203H197ZM200 202V203H199ZM203 202V203H202ZM205 202V203H204ZM24 204L25 206H29V208L31 209L32 207L30 206H33L35 208V210L31 209V211H29L28 209V206H27V211L26 210V207L22 206L21 204ZM28 203V204H27ZM34 203V204H33ZM40 203V204H38ZM56 204H59L58 208L57 206H54ZM107 203V204H106ZM115 203V205H114ZM126 203V204H125ZM163 203V204H162ZM177 203H179V205H177ZM187 203V204H186ZM194 205H193V204ZM197 203V204H196ZM4 204V205H2ZM27 204V205H26ZM33 204V205H32ZM41 204H45L43 206H41ZM47 204V205H46ZM102 204V205H101ZM106 204V206H105ZM120 204V205H119ZM121 204L124 206H121ZM149 204V205H148ZM160 204V205H159ZM171 204V205H169ZM176 204V205H175ZM201 204V205H200ZM204 204V205H203ZM207 204V205H205ZM39 205V206H38ZM49 205V206H48ZM53 205V206H52ZM63 205H65V207H63ZM72 205V206H71ZM85 205V206H84ZM91 205H93L91 207ZM100 207V206H105L103 207V210L102 207L101 208H97L96 206ZM100 205V206H99ZM111 205V206H110ZM118 205V206H117ZM126 205V206H125ZM143 205V206H142ZM153 206L151 208H153L154 211H152V209H150L149 207L150 206ZM157 205V208H155V206ZM160 207H159V206ZM165 205V206H164ZM181 205V206H180ZM193 205V206H192ZM196 205L197 208H196ZM203 205V207H202ZM45 206V207H44ZM77 206V207H76ZM80 206L83 207L82 209H80ZM89 206V207H88ZM120 206V207H119ZM128 206V207H127ZM130 206V207H129ZM140 206V207H139ZM163 206V207H162ZM176 207L175 209L172 210V208ZM174 206V207H173ZM189 206V207H188ZM201 206V207H199ZM23 207V208H22ZM36 207H39V208H36ZM41 208H45L44 210L43 209H40ZM46 207H51V208H46ZM54 207L56 209H54ZM69 207V208H68ZM75 207V208H74ZM87 207V208H86ZM95 207V208H94ZM112 207V208H111ZM122 207V208H121ZM126 207V208H125ZM178 207V208H177ZM207 207V208H206ZM3 208V209H2ZM11 208V209H9ZM25 208V209H24ZM68 210V211H65V210ZM77 208V209H76ZM87 210H86V209ZM93 209V213H91L92 209ZM105 208V209H104ZM109 208H111L113 210H109ZM114 208V209H113ZM121 208V209H120ZM159 208V210L157 211V209ZM164 208V209H163ZM181 208V210L179 209ZM189 208V209H188ZM201 210H199V209ZM23 209V210H22ZM47 209V210H46ZM64 209V210H63ZM85 209V210H84ZM108 209V210H107ZM116 209V210H115ZM125 209V211L123 210ZM131 209V210H130ZM136 209V210H135ZM138 209V211H137ZM142 210V214L140 213ZM167 209V210H166ZM171 209V210H170ZM179 209V210H178ZM203 209V210H202ZM13 213H12V211ZM25 210V211H24ZM83 210V213H85L83 215V213L81 212ZM89 210V212H88ZM99 210V212H98ZM124 211V212H121V214L119 213L120 211ZM145 210V211H144ZM192 210H193V213L195 214H192ZM197 210V212H196ZM207 212H206V211ZM39 211V213H37ZM45 211H48L45 213ZM50 211V212H49ZM62 212L61 214L59 212ZM64 211V212H63ZM73 212V217H71L69 214L70 212ZM88 213H87V212ZM100 211H107L105 213V215L103 214V212L101 213ZM117 211V212H116ZM140 211V212H139ZM160 211V212H159ZM164 211V212H162ZM171 211V212H170ZM173 211V212H172ZM182 213H181V212ZM187 211V212H186ZM199 211V212H198ZM9 212V213H8ZM27 212V213H26ZM34 212V213H33ZM36 212V213H35ZM45 213L43 215V213ZM58 212V213H57ZM68 212V214H67ZM78 212V213H77ZM116 212V214H115ZM144 212V213H143ZM148 212V213H147ZM153 212V214H152ZM175 212V213H174ZM180 212L181 215L178 213ZM186 214H185V213ZM189 212V213H188ZM203 212V213H202ZM42 213V214H41ZM65 213V214H64ZM99 213V214H98ZM118 213V215H117ZM124 213V214H123ZM138 213V214H137ZM147 213V214H145ZM158 213V214H157ZM163 213V215H162ZM174 213V214H172ZM206 213V214H205ZM12 215L13 214V218L11 217V215L8 217V215ZM36 214V215H35ZM50 214H52L51 216H49ZM57 214L60 216V218H58L59 216H57ZM80 214V215H79ZM92 214V215H91ZM94 214V215H93ZM108 214V215H107ZM117 215L116 218L115 216L113 215ZM127 214L129 216H127ZM134 214V215H133ZM142 216H140V215ZM155 214V215H154ZM157 214V215H156ZM160 214V216H159ZM165 214V216H164ZM167 214V215H166ZM177 214V215H176ZM189 216H188V215ZM27 215V216H26ZM34 215V216H33ZM39 215V216H37ZM46 215V216H45ZM48 215V216H47ZM104 215V216H103ZM132 215V217L130 216ZM186 215V216H185ZM191 215V217H190ZM194 215V216H193ZM200 215V216H199ZM23 216V217H22ZM35 217L37 220H34ZM44 216V217H43ZM90 216V217H89ZM94 216V217H93ZM113 216V218H111ZM137 216V217H136ZM148 216V217H147ZM166 216H169L168 218ZM193 216V217H192ZM196 216V217H195ZM6 217H8L6 219ZM13 221H12V219ZM29 217V218H28ZM41 217V218H40ZM66 217V218H65ZM106 217H109L108 219ZM122 217V219H120ZM126 217V218H125ZM134 217H136L135 219H133ZM140 217V219H139ZM154 217V218H153ZM161 217V218H160ZM163 217V218H162ZM172 217V219H171ZM187 219H185V218ZM205 217V218H204ZM207 217V219H206ZM208 217H210L211 219H209ZM16 218V219H15ZM19 218V219H18ZM28 218V219H27ZM51 218V219H50ZM58 218V219H56ZM62 218H64L62 220ZM91 218V219H90ZM115 218V219H114ZM117 218H119L121 221H119ZM142 218V220H141ZM147 218V219H145ZM158 218V219H157ZM175 218V219H174ZM189 218V219H188ZM193 218V219H192ZM202 218V220H201ZM6 219V221H5ZM49 219V220H48ZM72 219L71 221L67 222L68 220ZM80 221H79V220ZM107 219V220H106ZM110 219V221H109ZM113 220V223H112V220ZM126 219V220H125ZM139 219V220H137ZM151 221H150V220ZM195 219V220H194ZM197 219V220H196ZM199 219V220H198ZM10 220H11V223H10ZM19 221V223L17 221ZM25 221V224L23 223ZM26 220H27V223H26ZM34 220V221H33ZM53 220V221H52ZM55 220V221H54ZM65 220V221H64ZM92 220V221H91ZM95 220V221H93ZM104 222H103V221ZM117 220V221H116ZM146 220V221H145ZM169 220V222H168ZM189 220V221H188ZM205 220V221H204ZM208 220V221H207ZM15 221V222H14ZM30 221V222H29ZM42 221V222H41ZM45 223H44V222ZM101 221V222H100ZM124 221V222H123ZM129 223H128V222ZM134 221V223L132 222ZM150 221V222H149ZM170 221H173L170 223ZM9 222V224H8ZM14 222V223H12ZM17 222V223H16ZM29 222V223H28ZM32 222V224H31ZM37 222V223H36ZM48 222V223H47ZM53 222V223H52ZM62 222V224H61ZM64 222V223H63ZM72 222V223H71ZM75 222V223H74ZM77 222V223H76ZM93 222V223H92ZM96 222V223H95ZM108 222V224H106ZM119 222V223H118ZM132 222V224H131ZM145 222V223H144ZM204 222V224H203ZM213 222V223H212ZM218 222V223H217ZM3 223V224H2ZM41 223L43 225H41ZM57 223V224H56ZM60 223V225L58 224ZM69 223V224H68ZM90 223V224H89ZM123 223V224H122ZM127 225H125V224ZM142 223V224H141ZM181 223V222H180ZM192 223V224H191ZM200 223V224H199ZM202 223V224H201ZM208 223V224H207ZM212 223V224H211ZM12 224L14 226H12ZM21 224V225H19ZM45 224V226H44ZM58 226H56V225ZM65 224V225H63ZM75 224V225H73ZM103 224V225H100ZM122 224V225H121ZM138 224V225H136ZM210 224V226H209ZM215 224V225H213ZM218 224V225H216ZM33 225V226H32ZM38 225V226H36ZM108 225V226H107ZM124 225V226H123ZM188 225V226H187ZM205 226V227H202V226ZM208 225V226H207ZM212 225V226H211ZM221 225V226H220ZM224 227H223V226ZM35 226V227H34ZM88 226V227H89ZM118 226V227H117ZM140 226V228H139ZM191 226V227H190ZM207 226V227H206ZM160 227H163V226H160ZM178 227V226H176ZM188 228L187 231L186 228ZM197 230H196V228ZM199 227V228H198ZM219 227L220 230H219ZM37 228V230H36ZM181 228V229H182ZM192 228V230H191ZM193 228H194V231H193ZM204 228V230H203ZM208 228H211L210 230ZM262 230L264 231V227H261ZM70 229V228H69ZM190 229V230H189ZM219 230V231H218ZM224 230V231H223ZM226 230V231H225ZM38 231V232H37ZM40 231V232H39ZM186 231V233H185ZM206 231V232H205ZM208 231V232H207ZM211 231V232H210ZM217 231V232H216ZM223 231V232H222ZM195 232H197L198 234H195ZM200 232V234H199ZM262 232V231H261ZM189 233V234H188ZM203 233V234H202ZM212 233V234H211ZM216 233V234H215ZM222 233L224 236H222ZM226 235H225V234ZM36 234H37V237H36ZM191 234V235H190ZM207 234V235H206ZM211 236H210V235ZM220 236H219V235ZM188 235V236H187ZM194 235V236H193ZM197 235V236H196ZM199 235H204L206 237H202V236H199ZM215 235V237L213 236ZM42 236V235H40ZM192 236V237H191ZM209 236V237H208ZM226 236V238H225ZM187 237V238H186ZM194 237V238H193ZM197 237V238H196ZM199 237V238H198ZM201 237V238H200ZM36 238V239H35ZM38 238V239H37ZM41 238V237H40ZM212 238V239H211ZM225 238V239H224ZM194 239H198L197 242H195L196 240ZM200 239V240H199ZM202 239V240H201ZM223 239V240H222ZM37 240V241H36ZM42 240V239H41ZM189 240V241H188ZM192 240V241H191ZM194 240V242H193ZM209 240V241H208ZM215 240V242L213 241ZM219 242H218V241ZM221 240V241H220ZM225 240V241H224ZM186 241V242H185ZM188 241V242H187ZM206 241L209 243H206ZM37 242L36 246H35V243ZM40 242V243H39ZM200 242V244H199ZM225 242V243H224ZM39 243V244H38ZM190 243V244H189ZM216 243V244H215ZM220 243V245L218 244ZM189 244V245H187ZM204 244V245H203ZM207 244V245H206ZM228 244L230 247H228ZM254 243H252L250 246H252ZM28 245V244H27ZM199 245V246H197ZM201 245V246H200ZM191 246H194V247H191ZM205 248H204V247ZM254 246V245H253ZM188 247H191V248H188ZM196 247H197V250H196ZM233 247V248H232ZM32 248V247H31ZM109 248H113L114 249V244L112 243L111 246L109 244ZM195 250H193V249ZM199 248H201V250H198ZM203 248V249H202ZM212 250V251H210ZM216 248V249H215ZM37 249V251H36ZM192 251H190V250ZM215 249V250H214ZM220 249V250H219ZM253 249V248H252ZM263 249V251H262ZM133 250V251H132ZM158 250V249H157ZM217 250V251H216ZM236 250V249H235ZM259 250L262 252H256V251H253L251 253V256L250 257V260L251 262H254L257 263V264H264V247H261L259 246ZM36 251V252H35ZM131 251V252H129ZM138 251V250H137ZM136 250L133 249V247H127L126 249V252L125 254H122L120 257L121 258H134V257H137L138 255L140 256V251L137 252ZM207 253H206V252ZM209 251V252H208ZM258 251V250H257ZM54 252V253H53ZM158 252V257L160 256L159 254H162L159 250L157 251ZM191 252H194L197 256V258L195 257V254L194 253H191ZM213 252V253H212ZM102 253V251H100V254ZM131 253V254H130ZM189 253V255H188ZM205 253V254H204ZM214 253H218L217 255L214 254ZM52 256H51V255ZM56 256L54 258V255ZM129 254V255H128ZM134 256H133V255ZM147 253L144 254V256H148L146 255ZM187 255L189 256V258H187V256H183V255ZM194 256H192V255ZM198 254H200L198 256ZM212 254V255H211ZM233 254V255H232ZM127 255V256H126ZM136 255V256H135ZM153 256H151L149 259L151 261V264H159V259L157 258V255L155 256V254H152ZM208 255L209 258L206 259L205 256ZM214 255V256H213ZM223 255V256H222ZM143 256V255H142ZM191 256V257H190ZM212 256V257H211ZM227 256V257H226ZM23 259H22V258ZM51 257V258H50ZM149 257V256H148ZM194 257V258H192ZM200 257V258H199ZM205 257V258H203ZM217 258H221V259H216ZM224 259H223V258ZM233 257V258H232ZM21 260L17 261L19 264H26L25 262H27L25 260V258L23 256H20ZM19 258V259H20ZM192 258V259H191ZM204 260V262L202 261V259ZM38 259V260H37ZM47 259V260H46ZM50 259V261H49ZM53 259V260H52ZM56 259V260H55ZM153 259V260H151ZM186 259V260H185ZM190 261H189V260ZM198 259V260H197ZM201 259V260H200ZM223 259V260H222ZM232 259V260H231ZM155 260V261H154ZM158 260V261H157ZM185 260V261H184ZM195 260V262H194ZM215 260V262H214ZM221 260V261H220ZM230 260V261H229ZM237 260V261H236ZM257 260V261H256ZM21 261V262H20ZM53 261V263L51 262ZM56 261V262H55ZM189 261V262H188ZM210 261V262H209ZM213 263H212V262ZM226 261V263H225ZM233 261V262H231ZM16 262V261H15ZM15 262L13 264H15ZM16 262V263H17ZM24 262V263H22ZM40 262V263H39ZM49 262V263H47ZM51 262V263H50ZM59 262V263H58ZM154 262V263H153ZM183 262V263H182ZM199 262V263H198ZM203 262V263H202ZM161 264H163L164 262H160ZM166 264V263H164ZM207 264V263H206ZM250 264V263H249Z\"/></svg>",
    "mask_w": 264,
    "mask_h": 264
},
{
    "label": "bare ground",
    "instance_id": "6f19581e",
    "mask_svg": "<svg viewBox=\"0 0 264 264\" xmlns=\"http://www.w3.org/2000/svg\"><path fill=\"white\" fill-rule=\"evenodd\" d=\"M4 1V0H3ZM41 1H42V3H44L45 4V2H46V4L48 3L49 4V6L50 7H59V9H60V11H57L58 12V14H57V12H55L59 17H56L55 16V20H53L52 22H54V30H57L58 29V31H62V30H64V29H66V28H68V19H67V14L65 15L64 13V10L65 9H68V7L72 4V1L71 0H38V2L39 3H41ZM139 1H141V0H139ZM143 1V0H142ZM147 1H149V0H147ZM146 1V2H147ZM186 0H184V3L186 4V2H185ZM195 1H198V0H195ZM213 1V0H212ZM221 0H219V2H220ZM260 1L261 0H235V4H233L234 6H235V11H236V13L235 14H233L234 16H233V18H232V21L234 22V24L233 23H229L228 25H226L225 27L226 28H230V30L231 29H233V27H234V25H237L238 26V24H237V22L240 24V20H241V18H245V17H247V18H251V17H254L255 18V13H257V12H260L261 11V7H263V5L264 4H261L260 3ZM262 1H264V0H262ZM125 2H126V0H125ZM133 2L135 3V1L133 0ZM132 2V3H133ZM138 2V1H137ZM136 2V3H137ZM151 2V1H150ZM149 2V3H150ZM154 2H157L156 0H154ZM159 2V3H158ZM157 2V4H161L160 3V1H158ZM180 2V1H179ZM178 2V3H179ZM191 2V1H190ZM203 2V1H202ZM1 3H5V6H6V4L7 5H9V4H12L13 5V8H16V10H17V8H18V11H19V13L20 12H24V11H26V12H29L36 20H38L36 17H38L37 16V13H38V10L39 9H41V8H39L38 7V9H37V6L35 7L34 6V3H33V1L32 0H5V2H2L1 1ZM0 3V4H1ZM139 3V2H138ZM143 3H144V1H143ZM148 3V2H147ZM146 3V4H147ZM208 3V2H207ZM227 3H228V1H227ZM232 3V2H231ZM38 4V3H37ZM36 4V5H37ZM47 4V5H48ZM74 4V3H73ZM183 4V3H182ZM211 4H212V2H211ZM39 5V4H38ZM130 5V4H129ZM140 4H138L137 6H139ZM150 5V4H149ZM155 5V4H154ZM164 5V7H165V4H163ZM191 5V4H190ZM195 5V4H194ZM208 5H210V4H208ZM40 6V5H39ZM127 6V5H126ZM134 6V5H133ZM137 6H135L134 7V9H136V7ZM146 6V5H145ZM183 6V5H182ZM186 6V5H185ZM188 6V5H187ZM207 6V5H206ZM217 6V5H216ZM215 6V7H216ZM219 6V5H218ZM50 7H49V9H50ZM55 7V8H56ZM57 7V8H58ZM122 7H123V5H122ZM144 7V6H143ZM158 7V6H157ZM189 7V6H188ZM191 7V6H190ZM193 7H195V6H193ZM203 7V6H202ZM201 7V9H203ZM211 7V6H210ZM2 8H3V6H2ZM6 8V7H5ZM9 8V7H8ZM12 8V9H13ZM47 8V7H46ZM56 8V9H57ZM125 8H127V7H125ZM129 8V7H128ZM160 8V7H159ZM158 8V9H159ZM167 8V7H166ZM197 8H200V7H197ZM214 8V7H213ZM223 8H225V7H223ZM44 9H45V7H44ZM48 8H47V10H49ZM58 9V10H59ZM124 9V8H123ZM132 9H133V7H132ZM132 9H130L131 11H133ZM157 9V10H158ZM163 9V8H162ZM217 9H218V7H217ZM221 9V8H220ZM55 10V9H54ZM139 10V9H138ZM147 10V9H146ZM145 10V11H146ZM151 10V9H150ZM154 10V9H153ZM161 10V8L158 10L159 12H161L160 11ZM164 10V9H163ZM198 10H200V9H198ZM198 10L196 11V12H198ZM4 11V13H5V10H3ZM2 11V12H3ZM9 11V10H8ZM8 11H6V12H8ZM46 11V10H45ZM53 11V10H52ZM56 11V10H55ZM137 10H135V12H136ZM144 11V10H143ZM149 11V10H148ZM155 11V10H154ZM158 11H156L155 13H156V16H158L159 15V12ZM191 11H193V10H191ZM223 10L221 9V12H222ZM54 12V11H53ZM135 12H134V14H135ZM187 12H188V9H187ZM209 12V11H208ZM217 12V11H216ZM224 12H227V11H224ZM223 12V13H224ZM234 12V11H233ZM14 13H15V11H14ZM145 13V12H144ZM147 13H150V12H147ZM147 13L145 14L146 16H147ZM189 13V12H188ZM194 13H195V11H194ZM2 14V13H1ZM21 14V13H20ZM27 14V13H26ZM29 14V15H30ZM45 14V13H44ZM125 14V13H124ZM151 14V13H150ZM153 14V13H152ZM151 14V15H152ZM164 14H165V12H164ZM207 14V13H206ZM213 14V13H212ZM225 14V13H224ZM24 15V14H23ZM40 15H43V14H40ZM53 15V14H52ZM140 15V14H139ZM143 15V14H142ZM189 15V14H188ZM197 15V14H196ZM214 15V14H213ZM45 16H48V15H45ZM71 16H73L72 14H71ZM144 16V15H143ZM145 16V17H146ZM212 16V15H211ZM1 17V16H0ZM27 17V16H26ZM41 17V16H40ZM44 17V16H43ZM192 16H190V18H191ZM225 17H226V15H225ZM257 17L258 18H260L258 15H257ZM5 18V17H4ZM29 17H27V19H28ZM47 18V17H46ZM45 18V19H46ZM54 18V17H53ZM155 18V17H154ZM210 18V17H209ZM208 18V19H209ZM213 18V17H212ZM219 18V17H218ZM226 18H228V17H226ZM2 19H3V16H2ZM24 19H25V17H24ZM26 19V20H27ZM45 19H43V21L45 22L46 20ZM148 19V18H147ZM155 19H157V17L155 18ZM158 19H159V17H158ZM5 20V19H4ZM7 20V19H6ZM9 20V19H8ZM12 20V19H11ZM10 20V21H11ZM29 21L31 20L30 18L28 19ZM42 20V19H41ZM73 20V19H72ZM76 20V19H75ZM33 21V20H32ZM40 21V20H39ZM77 21V20H76ZM128 21V20H127ZM157 21V20H156ZM224 21V20H223ZM1 22V21H0ZM8 21H6V23H7ZM33 22H35V21H33ZM33 22H32V25H34L33 24ZM43 22V23H44ZM51 22V21H50ZM130 22V21H129ZM162 22V21H161ZM161 22H159V23H161ZM210 22H212V19H210ZM214 22V21H213ZM215 22H217V21H215ZM214 22V23H215ZM220 22H221V20H220ZM219 22V23H220ZM21 23V22H20ZM26 23H28L27 21H26ZM40 23V22H39ZM71 23H73V21H71ZM131 23V22H130ZM151 23H153V22H151ZM155 23V22H154ZM153 23V24H154ZM158 23V24H159ZM213 23V24H214ZM224 23V22H223ZM223 23H221L222 25H223ZM4 24H5V22H4ZM22 24H24V22L22 23ZM75 24H76V22H75ZM152 24V25H153ZM170 24V23H169ZM212 24V25H213ZM225 24H227V23H225ZM261 25H260V27H262V28H260V29H262V30H264V19L262 20V22L260 23ZM2 25H3V20H2ZM6 25V24H5ZM10 25V24H9ZM18 25V24H17ZM16 25V26H17ZM21 25V24H20ZM27 24H25V26H26ZM29 25V24H28ZM36 25V24H35ZM46 25H47V22H46ZM132 25V24H131ZM136 25V24H135ZM151 25V24H150ZM164 25V24H163ZM163 25H161L160 24V26H163ZM216 25V24H215ZM214 25V26H215ZM218 25V24H217ZM241 25V24H240ZM242 25H245V24H242ZM4 26V25H3ZM16 26H14L15 28H16ZM31 26V25H30ZM39 26V25H38ZM37 26V27H38ZM51 26V25H50ZM76 27H74L73 28V34H72V36H76L77 35V33H79V34H82L83 32H82V28H79L78 27V25H75ZM159 26V25H158ZM221 26V25H220ZM29 27V26H28ZM43 27V26H42ZM45 27V26H44ZM57 27H59V28H57ZM81 27V26H80ZM157 27V26H156ZM164 27V26H163ZM217 27V26H216ZM215 27V28H216ZM222 27V26H221ZM240 27H242V26H240ZM239 27V28H240ZM245 27H246V25H245ZM1 28H3V27H1ZM0 28V35H2V36H0V37H3L2 39H0L1 41H3V43H4V38L5 39H9L8 38V35H6V32H5V30H3V29H1ZM9 28V27H8ZM12 28V27H11ZM27 28V27H26ZM25 28V29H26ZM40 28V27H39ZM57 28V29H56ZM157 28H159V27H157ZM200 28V27H199ZM207 28V27H206ZM218 28V27H217ZM216 28V29H217ZM224 28V27H223ZM248 28V27H247ZM252 28V27H251ZM5 29H6V26H5ZM18 30L20 29V27L19 28H17ZM23 30H24V28H22ZM32 29V28H31ZM37 29V28H36ZM43 29V28H42ZM47 28H45L44 30H46ZM52 28H50V30H51ZM60 29V30H59ZM85 29V28H84ZM195 30H197V28H194ZM193 29V30H194ZM220 29V28H219ZM237 29V28H236ZM244 29V28H243ZM242 29V30H243ZM246 29V28H245ZM250 29V28H249ZM248 29V30H249ZM255 29V28H254ZM21 30V29H20ZM19 30V31H20ZM37 30H39V29H37ZM69 30V29H68ZM128 30H129V28H128ZM132 30V29H131ZM138 30V29H137ZM165 30V29H164ZM221 31H213V35H211V38H212V40L214 41V43H215V48H216V52L218 53V54H220V59H219V63H215V61L213 60V62L216 64V66L215 67H213L212 69V74L211 75H213V77H217V76H219V74L222 72V71H225V70H230V72H232V73H235V72H233V71H235V70H241V66H240V63L238 64L237 62V65H239L240 67H234V66H232L233 68H230V69H228L227 67H230V66H228V58H231V53L227 50V49H229L230 48V46L234 43V36H235V34L234 35H232L233 34V32H232V34L231 33H228L227 32V30L225 29L224 31L225 32H222L223 31V29L221 28L220 29ZM229 30V31H230ZM257 30V29H256ZM12 31L14 32V28H12ZM11 31V32H12ZM26 31V30H25ZM32 31V30H31ZM33 31H34V29H33ZM36 31V30H35ZM67 31V30H66ZM72 31V30H71ZM135 31V30H134ZM161 31H163V30H161ZM161 31H159L160 33H161ZM209 31H210V29H209ZM239 31H240V29H239ZM244 31H246V30H244ZM258 31V33H262V32H260L259 30H257ZM10 31L8 30V33H9ZM16 32H17V30H16ZM38 32V31H37ZM36 32V33H37ZM49 32H51V31H49ZM55 32V31H54ZM68 32V31H67ZM129 32H130V30H129ZM146 32V31H145ZM164 32V31H163ZM175 32V31H174ZM195 31H193V33H194ZM231 32V31H230ZM247 32V31H246ZM248 32H250V31H248ZM252 32V31H251ZM253 32H254V30H253ZM39 33V32H38ZM40 33H42V32H40ZM44 33V32H43ZM43 33H42V35H43ZM46 33L48 34V31L46 30ZM61 33V32H60ZM63 33V32H62ZM61 33V34H62ZM69 33V32H68ZM131 33V32H130ZM155 33V32H154ZM165 33V32H164ZM177 33V32H176ZM179 33V32H178ZM197 33H199L198 31H197ZM234 33H235V31H234ZM237 33H238V31H237ZM242 33V32H241ZM19 34H20V32H19ZM22 34V33H21ZM27 34H28V32H27ZM30 34L31 33H29V36H30ZM45 34V33H44ZM70 34V33H69ZM85 34V33H84ZM84 34H82V35H84ZM134 34V33H133ZM141 34H143V33H141ZM153 34V33H152ZM158 34V33H157ZM175 34V33H174ZM201 34H202V32H201ZM251 34V33H250ZM14 35V34H13ZM25 35V34H24ZM34 35V34H33ZM40 36H42L41 34H39ZM54 35H55V33H54ZM58 35H60V34H57V37H58ZM88 35V34H87ZM146 35H147V33H146ZM191 35H193V34H191ZM204 35H205V33H204ZM242 35V34H241ZM245 35V34H244ZM248 35V34H247ZM25 36H27V35H25ZM39 36V37H40ZM45 36V35H44ZM61 36V35H60ZM59 36V37H60ZM79 36V35H78ZM77 36V37H78ZM81 36V35H80ZM128 36H129V34H128ZM136 36V35H135ZM134 36V37H135ZM155 36V35H154ZM161 36V35H160ZM197 36V35H196ZM249 36V35H248ZM250 36H252V35H250ZM253 36H255V35H253ZM15 37V36H14ZM21 37V36H20ZM34 38L36 37V36H33ZM38 37V36H37ZM49 37V36H48ZM47 37V38H48ZM50 37H51V35H50ZM49 37V38H50ZM65 37V36H64ZM71 37V36H70ZM69 37V38H70ZM76 37V38H77ZM84 37H85V35H84ZM131 37H132V35H131ZM174 37V36H173ZM172 37V39H174ZM237 37H239V36H237ZM11 38V37H10ZM17 38H18V36H17ZM16 38V39H17ZM33 38V39H34ZM46 38V37H45ZM44 38V42L46 43V39ZM61 38V37H60ZM63 38V37H62ZM75 37L73 38V41L75 42V44H77L76 43V39ZM136 38V37H135ZM140 38V37H139ZM147 38V37H146ZM180 38V37H179ZM205 38V37H204ZM240 38V37H239ZM238 38V39H239ZM252 38V37H251ZM251 38H246L245 40H246V42L244 43V47H243V49H242V51H241V53H244V55L246 56V58L248 59V60H250L251 61V64L252 65H254L257 69L256 70H258L260 67H263V70H264V35H262V36H259V35H257V37L255 36V38L253 37L252 39ZM21 39V38H20ZM19 39V40H20ZM28 39V38H27ZM32 38H31V40H33ZM39 39V38H38ZM130 39V38H129ZM143 39V38H142ZM152 39V38H151ZM150 39V40H151ZM156 39V38H155ZM164 39V38H163ZM162 39V40H163ZM170 39V38H169ZM197 39V38H196ZM237 39V40H238ZM41 40V39H40ZM51 40V39H50ZM57 40V39H56ZM68 40V39H67ZM72 40V39H71ZM86 40V39H85ZM84 40V41H85ZM135 40V39H134ZM134 40H132V41H134ZM148 40V39H147ZM159 40V39H158ZM167 40V39H166ZM171 40V39H170ZM176 40V39H175ZM178 40L179 39H177V42H178ZM198 40H200V39H198ZM207 40V39H206ZM205 40V41H206ZM6 41V40H5ZM10 41H12V39L10 40ZM22 41V40H21ZM34 41V40H33ZM37 41V40H36ZM72 41V42H73ZM83 41V42H84ZM88 41V40H87ZM86 41V42H87ZM91 41V40H90ZM124 41V40H123ZM127 41H128V39H127ZM149 41V40H148ZM153 41V40H152ZM207 41H209V44H210V40H207ZM206 41V42H207ZM16 42V41H15ZM24 42V41H23ZM22 42V43H23ZM40 42V41H39ZM55 42V41H54ZM57 42V41H56ZM167 42V41H166ZM172 42V41H171ZM183 42V41H182ZM185 42H187V41H185ZM195 42H197V41H195ZM1 43V42H0ZM2 43V44H3ZM7 43V42H6ZM5 43V44H6ZM12 43V42H11ZM41 43H43V42H41ZM80 43V42H79ZM88 43V42H87ZM133 43V42H132ZM134 43H135V41H134ZM133 43V44H134ZM156 43H157V41H156ZM159 43V42H158ZM164 43V42H163ZM180 43V42H179ZM179 43H177V44H179ZM205 43V42H204ZM208 43V42H207ZM206 43V44H207ZM5 44H4V47H6L5 46ZM32 44V43H31ZM36 44V43H35ZM50 44H51V42H50ZM68 44V43H67ZM130 44V43H129ZM171 44V43H170ZM193 44H194V42H193ZM7 45V44H6ZM10 45V44H9ZM8 45V46H9ZM18 45V44H17ZM33 45V44H32ZM31 45V46H32ZM37 45V44H36ZM42 45V44H41ZM61 45H63V44H61ZM65 45V44H64ZM73 45V44H72ZM81 45V44H80ZM132 45V44H131ZM148 45H149V43H148ZM156 45V44H155ZM154 44H153V46H155ZM173 45H174V42H173ZM188 45V44H187ZM190 45V44H189ZM189 45H188V47H189ZM195 45H196V43H195ZM194 45V46H195ZM1 46V45H0ZM15 46V45H14ZM46 46H48V45H46ZM54 46H56V44L54 45ZM53 46V47H54ZM67 46V45H66ZM140 46V45H139ZM192 46V45H191ZM190 46V47H191ZM199 46V45H198ZM240 46V45H239ZM43 47V46H42ZM68 47H70L69 45H68ZM81 47V46H80ZM131 47V46H130ZM133 47H135V46H133ZM149 47V46H148ZM157 47V46H156ZM166 47V46H165ZM182 46L180 45V48H181ZM187 47V48H188ZM196 47V46H195ZM19 48V47H18ZM24 48H25V46H24ZM29 48V47H28ZM35 49H37L38 47H34ZM48 48H50V45H49V47ZM59 48V47H58ZM70 48H71V52H69V50H70ZM68 50L66 49V47L64 48V49H66V50H62V51H64L63 52V54L64 55H69V56H71L72 58H75L76 57V55L77 54H80V52H78V51H76L75 49V46L73 47H70ZM79 48V47H78ZM77 48V49H78ZM137 48H138V46H137ZM141 48H142V46H141ZM140 48V49H141ZM150 48V47H149ZM152 48V47H151ZM161 48H162V46H161ZM164 48V47H163ZM179 48V49H180ZM184 48V47H183ZM234 48V47H233ZM1 49L2 50H4L5 48H3V47H1ZM27 49V48H26ZM31 49V48H30ZM33 49V48H32ZM35 49L34 50H32V51H34V52H36L35 51ZM42 49H44V47L42 48ZM42 49L40 48V51H42ZM62 49V48H61ZM85 49V48H84ZM148 48H146V50H147ZM182 49V48H181ZM193 49H194V47H193ZM1 50V51H2ZM7 49H5L4 51H6ZM23 50V49H22ZM45 50V49H44ZM52 50H53V48H52ZM59 50H60V48H59ZM134 50V49H133ZM149 50H151V49H149ZM156 50V49H155ZM164 50V49H163ZM168 50V49H167ZM197 50H199L198 48H197ZM209 50H210V48H209ZM3 51V53H5ZM13 51V50H12ZM17 51H19V50H17ZM16 51V52H17ZM39 51V50H38ZM37 51V52H38ZM46 51H49V54H51L50 53V50H46ZM169 51V50H168ZM167 51V52H168ZM195 51V50H194ZM206 51V50H205ZM8 52H10V51H8ZM20 52V51H19ZM24 52V51H23ZM59 51H57V53H58ZM61 52V51H60ZM82 52V51H81ZM84 52V51H83ZM90 52V51H89ZM149 52H151V51H149ZM149 52H147V53H149ZM154 52V51H153ZM159 52V51H158ZM189 52V51H188ZM1 53V52H0ZM3 53H1L0 55H2ZM13 53H14V51H13ZM41 53V52H40ZM62 53V52H61ZM144 53L145 52H143V55H144ZM156 53V52H155ZM165 53H166V51H165ZM202 53V52H201ZM238 53V52H237ZM10 54V53H9ZM21 54L22 53H20V56H21ZM62 54V55H63ZM85 54V53H84ZM91 54V53H90ZM138 54V53H137ZM151 54V53H150ZM160 54H162V52H160L159 53V55ZM166 54H168V53H166ZM171 54V53H170ZM5 55V54H4ZM4 55H2V56H4ZM14 55H15V53H14ZM17 55H18V52H17ZM52 55H54V57H55V53L54 54H52ZM146 55V54H145ZM158 55V54H157ZM164 55V54H163ZM175 55V54H174ZM210 55V54H209ZM217 55V54H216ZM2 56H1V58H2ZM6 56V55H5ZM8 56V55H7ZM13 56V55H12ZM11 56V57H12ZM16 56V55H15ZM24 56V55H23ZM150 56V55H149ZM148 56V57H149ZM151 56H152V54H151ZM168 56V55H167ZM166 56V57H167ZM172 56V55H171ZM170 56V57H171ZM187 56V55H186ZM208 56V55H207ZM237 56H238V54H237ZM17 57V56H16ZM58 57V56H57ZM60 57V56H59ZM64 57V56H63ZM62 57V58H63ZM80 57V55L79 56H77V59H80L79 58ZM93 57V56H92ZM159 57V56H158ZM162 57H165V56H162ZM161 57V58H162ZM176 57H177V55H176ZM176 57H172V59L174 58H176ZM192 57V56H191ZM197 57V56H196ZM201 57V56H200ZM215 57V56H214ZM8 58V57H7ZM10 58V57H9ZM15 58V57H14ZM13 58V60H15ZM21 58V57H20ZM53 58V57H52ZM150 58H152V57H150ZM149 58V59H150ZM5 59L6 58H2V59H0V60H2L1 62H3L4 63V61H5ZM24 59V58H23ZM64 59V58H63ZM67 59V58H66ZM77 59H76V61H77ZM85 60L87 59V58H84ZM182 59V58H181ZM185 59H188V58H185ZM209 59V58H208ZM212 59V58H211ZM17 60V59H16ZM160 60V59H159ZM163 60V59H162ZM165 60H167V58L165 59ZM193 61V59H190V61H189V59H188V62L189 63H191L192 61ZM26 61V60H25ZM68 61V60H67ZM75 61V62H76ZM139 61V60H138ZM151 61V60H150ZM149 61V62H150ZM152 61H153V59H152ZM168 61V60H167ZM173 61V60H172ZM185 61V60H184ZM204 61V60H203ZM234 61V60H233ZM246 61V60H245ZM0 62V63H1ZM16 62V61H15ZM33 62V61H32ZM65 61H63L62 60V63H64ZM80 62V61H79ZM169 62V61H168ZM177 62V61H176ZM186 62V61H185ZM202 62V61H201ZM207 62H208V60H207ZM6 63V62H5ZM4 63V64H5ZM9 63V62H8ZM8 63H6L7 65H8ZM12 63V62H11ZM22 63V62H21ZM58 63V62H57ZM56 63V64H57ZM59 63H60V61H59ZM85 63V62H84ZM159 63H161V62H159ZM204 63V62H203ZM202 63V64H203ZM206 63V62H205ZM204 63V64H205ZM222 63H225V64H223L224 66L223 67H221L220 65H218V64H221L222 65ZM235 63V62H234ZM242 63H243V61H242ZM249 63V62H248ZM2 64V63H1ZM0 64V65H1ZM14 64V63H13ZM66 64H67V62H66ZM150 65H151V62L149 63ZM149 64H147V65H149ZM162 64H163V61H162ZM196 64V63H195ZM201 64V65H202ZM203 64V65H204ZM3 65V64H2ZM11 65V64H10ZM10 65H8V66H10ZM64 65V64H63ZM62 65V66H63ZM144 65V64H143ZM155 65V64H154ZM180 65H182V64H180ZM186 65V64H185ZM192 65H193V63H192ZM233 65V64H232ZM245 65V64H244ZM14 67L16 66V65H13ZM13 66H10V67H13ZM29 66H30V64H29ZM38 66V65H37ZM59 66V65H58ZM86 66V65H85ZM152 67H153V65H151ZM164 66H166V65H164ZM184 66V65H183ZM187 66V65H186ZM196 66H198V65H196ZM247 66V65H246ZM2 67V66H1ZM1 67H0V69H1ZM6 67V66H5ZM5 67L3 66V70L1 69L0 70V83H1V80H6V79H4V77H5V75H7L8 73H10L11 71H12V69H10V67H7V68H9L8 70H11V71H8V73L7 74H5V71H7L6 69H5ZM14 67H13V69H14ZM33 67V66H32ZM36 67V66H35ZM34 67V68H35ZM137 67H139V65L137 66ZM140 67H141V65H140ZM143 67V66H142ZM150 67V66H149ZM161 67V66H160ZM163 67V66H162ZM161 67V68H162ZM172 67V66H171ZM188 67V66H187ZM186 67V68H187ZM190 67V66H189ZM194 67V66H193ZM201 67V66H200ZM209 67H211V65L209 66ZM250 67V66H249ZM17 68V67H16ZM15 68V70L17 71L16 73H18L19 71H18V69H16ZM19 68H20V65H19ZM38 68V67H37ZM50 68V67H49ZM154 68V67H153ZM170 68V67H169ZM194 68H196V67H194ZM202 68H203V66H202ZM208 67H206V69H207ZM5 69V70H4ZM27 69V68H26ZM25 69V70H26ZM29 69V68H28ZM28 69H27V71H28ZM55 69H57V68H55ZM60 69V68H59ZM58 69V70H59ZM147 69V68H146ZM174 69V68H173ZM178 69V68H177ZM183 69V68H182ZM185 69V68H184ZM189 69V68H188ZM198 69V68H197ZM251 69V68H250ZM262 69V68H261ZM22 70V69H21ZM65 70V69H64ZM170 70L172 71V69L170 68ZM191 70V69H190ZM200 70V69H199ZM208 70V69H207ZM14 71V70H13ZM27 71H25V72H27ZM34 71H35V69H34ZM55 71V70H54ZM74 71V70H73ZM151 71V70H150ZM155 71V70H154ZM157 71V70H156ZM174 71H176V70H174ZM192 71V70H191ZM206 71V70H205ZM29 72V71H28ZM62 72H65V71H63L62 70ZM66 72H67V70H66ZM158 72V71H157ZM184 72V71H183ZM203 72V71H202ZM53 73H55V72H53ZM223 73V72H222ZM11 74V73H10ZM28 74V73H27ZM27 74H25V76L27 75ZM31 74H32V71H31ZM36 74V73H35ZM57 74V73H56ZM60 74V73H59ZM62 74V73H61ZM66 74V73H65ZM165 74V73H164ZM197 74V73H196ZM202 74V76H204L203 75V73H201ZM200 74V75H201ZM205 74V73H204ZM208 74V73H207ZM251 74V73H250ZM255 74H257V73H255ZM14 75H15V73H14ZM13 75V76H14ZM23 75V74H22ZM30 75V74H29ZM40 75V74H39ZM55 75V74H54ZM158 75V74H157ZM184 75H186V74H184ZM188 76H189V74H187ZM190 75H191V73H190ZM206 75V74H205ZM222 75V76H221ZM220 75V78H221V80H219V79H217V82H215L216 83V85L214 86V84H213V86H210L211 85V83L209 84V86H206V85H204L203 87H202V89L203 90H205V94H204V97L202 98V97H198V99H195L194 97V101H190V103H189V107L187 108V110H184V111H186V114L184 113V111H183V108H182V110H179V111H181V114H182V116H185V117H187V118H191L192 119V121H194L196 124V126L197 125H199L198 126V128L200 127V130L202 131V135H207V136H209L210 138H211V140H209V141H211V146L213 147V146H215L216 148L215 149H217V152H218V154H219V156H218V158H220V162H219V167H218V169L216 170V171H214V177H212L213 178V180H210V181H208L206 178H205V176H207V175H209V174H207V175H204L202 172H201V170H200V168H199V166H200V164H201V167H204L205 166V164L202 166V162H200V164H198L197 162H195L194 160L195 159H189L188 157H186V156H180V159L179 158H177V159H179L178 161L180 162V164L182 165V169L185 171V172H187L188 173V175H189V177H190V179L192 180V182H194V184H195V186L197 187L196 189L197 190H199L200 191V194L202 195V193H204L205 195H206V197L208 198V211H209V215H210V217L212 218V219H214V221L216 220V221H220V222H222L223 224H225V227H224V229L226 228V230H227V241L229 242V243H233V245H235L234 246V249L233 250H231V248H225V246L222 244L220 247L222 248L220 251H218V252H220V254H228L230 251H231V253H233L234 254V256H236L239 260H240V262L242 263V264H257V263H255V261L254 262H251V260H250V257H252L251 256V253L253 252V251H256V252H260V253H262L260 250H259V246H261V247H264V231L262 230V228L261 227H264V199L263 200H260L261 199V197H260V199H259V197H257L258 195H259V193L256 191H253L254 190V188L255 187H257L258 188V190L261 192V194H263L264 195V103L263 102H260V100H259V96H263L264 97V83L262 84V88L261 89H257V90H255L254 89V92H255V94H256V98L255 99H251L250 97V99L249 100H247V99H244V98H242V95L239 97V94L237 95V93L236 92H233L232 90H231V86H229V80H230V78H228L227 80H226V78H225V76H226V72H225V76L223 75V74H221ZM233 75V77H234V80H235V75L234 74H232ZM243 73H242V77H243ZM7 76H9V74L7 75ZM12 76V77H13ZM24 76V75H23ZM24 76V77H25ZM32 76V75H31ZM57 76V75H56ZM60 76V75H59ZM59 76L57 77V78H59ZM66 76V75H65ZM68 76V75H67ZM67 76H66V78H67ZM154 76H155V74H154ZM159 76V75H158ZM165 76V75H164ZM171 76V75H170ZM198 76V75H197ZM201 76V77H202ZM224 76V77H223ZM263 76V75H262ZM11 77V76H10ZM10 77H8V79L10 78ZM35 77V76H34ZM69 77V76H68ZM156 77V76H155ZM162 77V76H161ZM161 77L159 76V79H161ZM167 77V76H166ZM177 77V76H176ZM175 77V78H176ZM190 77V76H189ZM205 77V76H204ZM227 77H229L228 75H227ZM236 77H237V75H236ZM249 77V76H248ZM14 78H16L19 82L18 83H20V86L22 87V85H21V83L23 82V77L21 76V75H19L18 74V78L15 76ZM13 78V79H14ZM26 78V80L28 79V78H30L29 76H26L25 77ZM24 78V79H25ZM32 78H33V76H32ZM38 78V77H37ZM54 78V77H53ZM63 78H64V76H63ZM148 78V77H147ZM163 78V77H162ZM173 78V77H172ZM177 78H179V77H177ZM185 78H188L187 76L185 77ZM7 79V80H8ZM11 79V81L13 80L12 78H10ZM31 79V78H30ZM29 79V81H26L27 83L29 82V84H32L33 82H32V80H30ZM46 78L44 77V80H45ZM62 79V78H61ZM65 79V78H64ZM71 79H72V77H71ZM129 79V78H128ZM150 79V78H149ZM174 79V78H173ZM188 79H190V78H188ZM204 79V78H203ZM206 79H208V78H206ZM205 79V80H206ZM209 79H211V78H209ZM208 79V80H209ZM213 79V78H212ZM237 79L238 78H236V81H237ZM250 79H251V77H250ZM264 79V78H263ZM6 80V81H7ZM48 80L50 81V78H48L47 79V82H48ZM53 80V79H52ZM68 80V79H67ZM151 80V79H150ZM153 80V79H152ZM151 80V81H152ZM155 80V79H154ZM156 80H158V79H156ZM167 80V79H166ZM174 80H176L177 81V79H174ZM179 80V79H178ZM207 80V81H208ZM10 81V80H9ZM30 81L32 82V83H30ZM43 81V80H42ZM62 81V80H61ZM160 81V80H159ZM168 81V80H167ZM166 81V82H167ZM184 81H186V79L184 80ZM198 81V80H197ZM200 81H202V80H200ZM212 81V80H211ZM210 81V82H211ZM214 81V80H213ZM232 81V80H231ZM243 81V83L242 82H239V85H236V86H238V88H240L241 89V91L243 92L244 91V89H246V91H247V88H246V85H248V83H245L244 82V80H242ZM250 81V80H249ZM3 82V81H2ZM37 82V81H36ZM40 82V81H39ZM54 82H55V80H54ZM64 82V81H63ZM78 82V81H77ZM169 82H170V80H169ZM181 82H182V80H181ZM209 82V81H208ZM252 82V81H251ZM4 83V82H3ZM13 83V82H12ZM15 83V82H14ZM17 83V82H16ZM15 83V84H16ZM17 83V84H18ZM24 83V82H23ZM38 83V82H37ZM112 83V82H111ZM157 83H158V81H157ZM160 83V82H159ZM171 83H172V81H171ZM171 83H169V84H171ZM183 83V82H182ZM189 83H190V81H189ZM236 83V82H235ZM241 83V84H240ZM35 84V83H34ZM44 84V83H43ZM73 84L74 83H72V85L71 86H73ZM93 84V83H92ZM161 84H163V83H161ZM169 84H166V85H169ZM185 84V83H184ZM183 84V85H184ZM191 84H192V82H191ZM190 84V86L192 87L193 85H191ZM197 84H198V82H197ZM237 84V83H236ZM259 84V83H258ZM11 85V84H10ZM14 85V84H13ZM19 85V84H18ZM25 85V84H24ZM38 85V84H37ZM41 85H42V83H41ZM54 85V84H53ZM55 85H56V83H55ZM57 85H58V83H57ZM154 85V84H153ZM172 85H173V83H172ZM178 85V84H177ZM181 85V84H180ZM195 85V84H194ZM252 85H254V84H252ZM6 86H8L7 84H6ZM17 86V85H16ZM16 86H14V87H16ZM19 86V87H20ZM28 86V85H27ZM30 86V85H29ZM32 87L34 86L33 84L31 85ZM30 86V87H31ZM36 86V85H35ZM62 86V85H61ZM75 86V85H74ZM147 86V85H146ZM162 86V85H161ZM171 86V85H170ZM174 86V85H173ZM172 86V87H173ZM185 86V85H184ZM233 86V85H232ZM259 86V85H258ZM11 87V86H10ZM10 87H9V92L10 91H12V90H10ZM18 87V88H19ZM30 87H29V96L27 95L28 94V92L26 91V89H25V92H27V93H24L25 95H27L28 96V100H29V102H31L30 100L31 99H29V97L31 98L33 95H36L35 94V92L34 91H36L35 90V88H33L34 89V91H33V89L31 88V90H32V92H34V93H31L30 94ZM40 87V89H41V91L43 90L44 91V89H45V92H47L46 93V95L45 96H47V94H51V95H53V93L54 92H56L57 91V89L59 90L60 88L58 87L57 89H56V87H54V86H52V82H48L46 85L44 84V86L43 87H45L44 89H42L41 88V86H39ZM64 87V86H63ZM145 87V86H144ZM257 87V86H256ZM1 88V87H0ZM4 88V87H3ZM17 88V87H16ZM17 88V89H18ZM26 88V87H25ZM38 88V87H37ZM36 88V89H37ZM67 88V87H66ZM169 88V87H168ZM182 88V87H181ZM233 88V87H232ZM237 88V87H236ZM249 88V90H250V88H252L251 86L250 87H248ZM12 89V88H11ZM24 89V88H23ZM27 89H28V87H27ZM39 89V90H40ZM73 89V88H72ZM159 89V88H158ZM165 89V88H164ZM177 89H180V87L179 88H177ZM184 89H186V88H184ZM192 89V88H191ZM194 89V88H193ZM192 89V90H193ZM1 90H2V88H1ZM0 90V91H1ZM4 90H6V89H4ZM19 90V89H18ZM22 90V89H21ZM148 90V89H147ZM162 89H160V91H161ZM13 91H14V88H13ZM12 91V92H13ZM23 91V90H22ZM61 91H63V89H61ZM73 91H74V89H73ZM181 90H179L178 92H180ZM187 91V90H186ZM195 91V90H194ZM198 91V90H197ZM4 92V91H3ZM9 92H7L6 91V94L8 95L9 94ZM16 92V91H15ZM15 92H13L14 94H15ZM24 92V91H23ZM22 92V93H23ZM168 92V91H167ZM170 92H172V91H170ZM249 92V91H248ZM13 93L11 94V95H13ZM36 93H38V91L36 92ZM41 93H44V92H41ZM58 93V92H57ZM57 93H55V97H58V96H56L57 95ZM60 93H62V92H60ZM118 93V92H117ZM175 93V92H174ZM174 93H173V95H174ZM182 93V92H181ZM193 93V92H192ZM191 93V94H192ZM198 93V92H197ZM200 93V92H199ZM203 93V92H202ZM247 93V92H246ZM252 93V92H251ZM1 94H2V92H1ZM4 94V93H3ZM2 94V96H6V94H4L3 95ZM33 94V95H32ZM39 94V93H38ZM38 94H37V96H38ZM119 94H121V93H119ZM123 94V93H122ZM188 94H189V92H188ZM248 94V93H247ZM10 95V94H9ZM9 95H8V97H9ZM17 95V94H16ZM16 95H15V97H16ZM19 95V94H18ZM24 95V96H25ZM31 95V96H30ZM50 95V96H51ZM59 95V94H58ZM61 95V94H60ZM59 95V96H60ZM114 95H115V93H114ZM172 95V94H171ZM183 95H184V93H183ZM187 95V94H186ZM14 96V95H13ZM21 96V95H20ZM37 96H35V97H37ZM166 96H167V94H166ZM182 96V95H181ZM188 96V95H187ZM198 96V95H197ZM200 96V95H199ZM203 96V95H202ZM252 96V95H251ZM19 96H17V98H18ZM22 97H23V94H22ZM62 97H63V95H62ZM174 97V96H173ZM178 97H179V95H178ZM246 97V96H245ZM247 97H248V95H247ZM6 98V97H5ZM4 98V99H5ZM11 98V97H10ZM14 98V97H13ZM21 98V97H20ZM20 98H18L19 99V101H20V103H21V100L22 99H20ZM23 98H25V97H23ZM33 98V97H32ZM39 98V97H38ZM37 98V99H38ZM41 98H43V97H41ZM47 98V97H46ZM49 98V97H48ZM51 98V97H50ZM58 98H61V97H58ZM64 98V97H63ZM164 98V97H163ZM167 98V97H166ZM165 98V99H166ZM175 98H177V96L175 97ZM174 98V99H175ZM180 98V97H179ZM178 98V99H179ZM2 99H3V97H2ZM2 99H1V101H2ZM4 99H3V101H4ZM9 99V98H8ZM17 99V100H18ZM40 99V98H39ZM52 99V98H51ZM192 99V98H191ZM244 99V100H243ZM7 100V99H6ZM12 101H13V99H11ZM10 100V101H11ZM17 100H16V102H17ZM25 100H26V98H25ZM24 100V102H26ZM33 100V99H32ZM41 100H43V99H41ZM54 100H57V99H54ZM167 100V99H166ZM180 100H182V98L180 99ZM0 101V102H1ZM2 101V102H3ZM10 101L8 100V102L7 103H10ZM34 101H36V99L35 100H33V102ZM48 101H50V100H48ZM79 101V100H78ZM183 101V100H182ZM262 101V100H261ZM1 102V103H2ZM5 102V101H4ZM23 101H22V103H24ZM42 102V101H41ZM59 102V101H58ZM180 102V101H179ZM14 103H15V101H14ZM21 103V105H23ZM36 103H38V101L36 102ZM44 103H45V101H44ZM115 103V102H114ZM163 103V102H162ZM174 103H175V101H174ZM205 103V104H204ZM17 104H18V102H17ZM25 104V103H24ZM27 105H28V103H26ZM25 104V105H26ZM31 104H32V102H31ZM31 104H30V106H31ZM77 104V103H76ZM206 104H209L210 106L211 105H214V110L212 111V110H208L207 108H205V105ZM2 105H4V104H2ZM8 105V104H7ZM10 105H13V107H15L14 106V104H13V102H12V104L10 103ZM16 105V104H15ZM19 105V104H18ZM33 105H34V103H33ZM36 105V104H35ZM63 105V104H62ZM82 105V104H81ZM175 105H176V103H175ZM179 105H180V103H179ZM9 106V105H8ZM7 106V107H8ZM17 106V105H16ZM29 106V105H28ZM36 106H38V105H36ZM142 106V105H141ZM178 106V105H177ZM177 106H176V108H177ZM185 106V105H184ZM188 106V105H187ZM186 106V107H187ZM220 107V109H218L217 107ZM2 107V109L4 108V110H5V108H6V105L3 107V106H1ZM21 107V106H20ZM25 107V106H24ZM63 107V106H62ZM75 107V106H74ZM80 107V106H79ZM81 107H84V106H81ZM114 107V106H113ZM182 107H183V105H182ZM207 107V106H206ZM213 107V106H212ZM35 108V107H34ZM37 108V107H36ZM85 108V107H84ZM83 108V109H84ZM181 108V107H180ZM11 109V108H10ZM20 109V108H19ZM25 109V108H24ZM37 109H39V107L37 108ZM37 109H34L35 111L37 110ZM64 109V108H63ZM76 109H78V108H76ZM81 108H79V110H80ZM210 109V108H209ZM32 110V109H31ZM73 110V109H72ZM141 110H142V108H141ZM6 111H10L9 110V107L7 108V110ZM5 111V112H6ZM15 111H16V109H15ZM33 111V110H32ZM35 111H34V113H35ZM39 111V110H38ZM62 111V110H61ZM69 111V110H68ZM81 111H84V110H82L81 109ZM102 111V110H101ZM143 111V110H142ZM183 111V112H182ZM248 111H250V114H252L253 116V118L252 119H249V118H247V116H246V114H247V112ZM2 111L0 110V113H1ZM13 112V111H12ZM12 112H10V113H7V114H11ZM22 112V111H21ZM30 112V111H29ZM80 112V111H79ZM86 112V111H85ZM139 112V111H138ZM144 112V111H143ZM25 113V112H24ZM37 113V112H36ZM60 113V112H59ZM70 113H72V112H70ZM69 113V114H70ZM84 113V112H83ZM98 113V112H97ZM109 113H110V111H109ZM6 114V113H5ZM74 114V113H73ZM76 114V113H75ZM74 114V115H75ZM86 114H87V112H86ZM176 114H177V112H176ZM13 115V114H12ZM12 115H11V117H12ZM14 115H16V114H14ZM33 115V114H32ZM63 116H65L64 114H62ZM88 115H89V113H88ZM137 115H140V114H137ZM180 115V114H179ZM249 115V114H248ZM4 117H6L7 115H3ZM2 116V117H3ZM86 116V115H85ZM150 116V115H149ZM148 115H147V113L145 114V112H144V114H143V119L145 120V121H147L148 123H149V126L152 128V130L154 131V133H155V135H158V136H160V137H162V141H163V143H164V145H167L168 143H169V140H171V139H173V138H170L171 136H170V134H169V136L170 137H167V134L165 135L164 134V132L162 131L163 129L161 128H159L158 127V125H157V123H158V121H157V123H155V121L153 120V118H151V117H149ZM152 116V115H151ZM2 117H0V119L2 118ZM3 117V118H4ZM9 117V116H8ZM60 117V116H59ZM74 116H72L71 118L72 119H74L73 118ZM79 117V116H78ZM89 117H90V115H89ZM149 117V118H148ZM177 117V116H176ZM175 117V118H176ZM248 117H250V115L248 116ZM10 118V117H9ZM8 118V119H9ZM68 118V117H67ZM70 118V117H69ZM70 118V119H71ZM77 118V117H76ZM87 118V117H86ZM157 118V117H156ZM180 118V117H179ZM179 118H177L178 120H179ZM186 118V119H187ZM62 119V118H61ZM63 119H65V118H63ZM69 119V120H70ZM77 119H79V118H77ZM91 119V118H90ZM142 119V120H143ZM169 119V118H168ZM184 119V118H183ZM185 119V120H186ZM3 120H5V119H3ZM3 120H1L0 121V123H2V121ZM13 121V119H10V121ZM82 120H83V118H82ZM82 120H80V122H82ZM86 120H88V119H86ZM181 120V119H180ZM8 122H10L9 120H7ZM28 121V120H27ZM64 121H66V119L64 120ZM74 121V120H73ZM79 121V120H78ZM85 121V120H84ZM177 121V120H176ZM5 122H6V120H5ZM26 122V121H25ZM59 122H63L62 120L61 121H59ZM68 123H70L69 121H67ZM67 122H65V123H67ZM74 122H77L76 120L74 121ZM86 122V121H85ZM89 122V121H88ZM165 122V121H164ZM178 122V121H177ZM176 122V123H177ZM187 122V121H186ZM14 123H16V122H14ZM67 123V124H68ZM143 123V122H142ZM181 123H183L182 121H181ZM189 123L190 122H188V125H189ZM6 124V123H5ZM7 124H10V123H7ZM12 124V123H11ZM18 124V123H17ZM19 124H20V122H19ZM23 124V123H22ZM27 124H28V122H27ZM32 124V123H31ZM38 124V123H37ZM60 124V123H59ZM85 123H83V125H84ZM161 124V123H160ZM184 124V123H183ZM2 125V124H1ZM0 125V126H1ZM21 125V124H20ZM19 125V126H20ZM78 125H79V122H78ZM87 125V124H86ZM165 125H166V122H165ZM192 125V124H191ZM190 125V126H191ZM194 125V126H195ZM3 126V125H2ZM8 126V125H7ZM15 126V125H14ZM13 126V127H14ZM19 126H18V128H19ZM24 125H22V127H23ZM66 126V125H65ZM68 126V125H67ZM70 126H72L71 124H70ZM69 126V127H70ZM77 126V125H76ZM75 126V127H76ZM81 126H82V123H81ZM80 126V127H81ZM167 126V125H166ZM166 126H165V129H166ZM182 126V125H181ZM180 126V127H181ZM184 126V125H183ZM182 126V127H183ZM190 126H188V127H190ZM195 126V127H196ZM21 127V126H20ZM63 127V126H62ZM73 127V126H72ZM83 127V126H82ZM85 127V126H84ZM161 127V126H160ZM164 127V126H163ZM169 127V126H168ZM177 127V126H176ZM186 127H187V125H186ZM259 127V128H258ZM12 128V127H11ZM25 128V127H24ZM30 127L28 126V129H29ZM191 128H192V126H191ZM3 130H4V128H2ZM5 129H7L6 127H5ZM15 129V128H14ZM33 129V128H32ZM31 129V130H32ZM60 129H62V128H60ZM65 129H67L68 130V128H65ZM73 129V128H72ZM71 129V130H72ZM77 129H79V128H75V132H77ZM178 129H179V127H178ZM186 128H184V130H185ZM8 130V129H7ZM6 130V131H7ZM12 130V129H11ZM10 130V131H11ZM16 130L17 129H15V132H16ZM24 130V129H23ZM27 130V129H26ZM25 130V131H26ZM30 130V129H29ZM41 130V129H40ZM39 130V131H40ZM59 130V129H58ZM56 131L57 133H55V131H53L55 134H58V133H60L59 131H61V130H59V131ZM64 130V129H63ZM80 130V129H79ZM180 130H181V128H180ZM183 130V131H184ZM187 130V129H186ZM194 130V132H195V129H193ZM199 130V129H198ZM199 130V131H200ZM5 131V132H6ZM19 131V130H18ZM18 131H17V134L19 135V133H18ZM38 131V130H37ZM43 131V130H42ZM51 131V132H52ZM73 131H74V129H73ZM164 131H166V130H164ZM188 131H190V130H188ZM198 131V132H199ZM200 131V132H201ZM0 132H1V130H0ZM22 132H24V131H22ZM28 132V131H27ZM26 132V133H27ZM31 132V131H30ZM52 132V133H53ZM81 132L83 133V130H81ZM169 132V131H168ZM193 132V131H192ZM191 132V134H193ZM10 133V132H9ZM14 133V132H13ZM12 133V134H13ZM51 133V134H52ZM73 134H74V132H72ZM80 133V132H79ZM79 133H78V136H80L79 135ZM150 133V132H149ZM154 133H152V134H154ZM166 133V132H165ZM169 133H171V132H169ZM185 134H186V132H184ZM183 133V134H184ZM2 134V133H1ZM0 134V135H1ZM6 134V133H5ZM16 134V133H15ZM48 134V133H47ZM50 134V133H49ZM54 134V135H55ZM67 134V133H66ZM69 134H71V133H69ZM73 134H72V136H73ZM92 134V133H91ZM180 134H181V132H180ZM179 134V135H180ZM190 134V133H189ZM190 134V135H191ZM21 135H23V133H20V137H21ZM36 135H38V134H36ZM44 135V134H43ZM83 135V134H82ZM178 135V136H179ZM187 135V134H186ZM185 135V136H186ZM17 136V135H16ZM27 136H28V133H27ZM49 136V135H48ZM56 136V135H55ZM60 136H61V134H60ZM59 136V137H60ZM76 136H77V134H76ZM151 136V135H150ZM174 136V135H173ZM176 136V135H175ZM175 136H174V138H175ZM192 136V135H191ZM3 137V136H2ZM1 136H0V138H2ZM8 138L9 139V135L8 136H4L3 137V139L5 140L6 138ZM15 137V136H14ZM32 137V136H31ZM34 137V136H33ZM45 137V136H44ZM57 137V136H56ZM62 137H64V136H62ZM75 137V136H74ZM83 137V136H82ZM152 137V136H151ZM193 137V149H196L197 150V153L198 152H206V151H212V150H214V149H210V150H208V148H206L205 147V145H207V143L209 142H206L207 140L206 139H208V138H206L205 136H203V138L206 140V141H204L203 139H202V137H201V139L204 141V142H206L205 144H203V142H202V144L200 143V141L201 140H199V138L198 137H195L194 135L192 136ZM199 137H200V135H199ZM27 138V137H26ZM25 138V139H26ZM49 138H51V137H49ZM53 138V137H52ZM51 138V139H52ZM80 138V137H79ZM84 138V137H83ZM184 138V137H183ZM187 138V137H186ZM185 138V139H186ZM2 139V140H3ZM19 140H20V138H18ZM17 139V140H18ZM30 139V138H29ZM47 139V138H46ZM51 139H50V145L49 146H52L51 145V142L53 141H51ZM58 139V138H57ZM56 139V140H57ZM82 139V138H81ZM157 139V138H156ZM189 139H190V137H189ZM3 140V144L5 143V141ZM10 141H12L11 139H9ZM38 139H36V141H37ZM40 140V139H39ZM55 140V139H54ZM79 140V139H78ZM174 140H177V139H174ZM181 140V139H180ZM183 140V139H182ZM13 141H14V139H13ZM21 141V140H20ZM19 141V142H20ZM22 141H23V139H22ZM27 141V140H26ZM35 140H33V142H34ZM41 141H42V139H41ZM40 141V142H41ZM44 141V140H43ZM42 141V142H43ZM59 141V140H58ZM62 141V140H61ZM80 141V140H79ZM97 141V140H96ZM137 141V140H136ZM153 141H155V139L153 140ZM160 141V140H159ZM173 140H171V142H172ZM179 141V140H178ZM178 141H176V142H178ZM190 141H192V140H190ZM1 142V141H0ZM6 142L8 143V140L6 139ZM16 142H18V141H16ZM28 142V141H27ZM39 141H37L36 143H38ZM45 142V141H44ZM43 142V143H44ZM55 142V141H54ZM63 142V141H62ZM82 142L83 143H87V141L85 140V142L82 140ZM156 142V141H155ZM170 142V143H171ZM174 142V141H173ZM181 142V141H180ZM179 142V143H180ZM183 142H185V141H183ZM241 143L240 145H238L237 143ZM15 142H13V144H14ZM56 143V142H55ZM79 143V142H78ZM162 143V144H163ZM210 143V142H209ZM11 144H12V142H11ZM24 144H28V143H24ZM31 144V143H30ZM45 144V143H44ZM43 144V145H44ZM46 144H47V142H46ZM61 144V143H60ZM63 144V143H62ZM146 144V143H145ZM158 144V143H157ZM157 144H156V147H157ZM161 144V145H162ZM173 144V143H172ZM189 143H187L186 142V145H188ZM235 144H237V145H235ZM5 145V144H4ZM4 145H3V147H4ZM10 145V143L8 144V146ZM22 145V144H21ZM35 145V144H34ZM34 145H32V147H33V150H35L34 149ZM38 145V144H37ZM97 145V144H96ZM174 145V144H173ZM181 145V144H180ZM7 146V145H6ZM64 146V145H63ZM66 146V145H65ZM176 146V145H175ZM183 146V145H182ZM225 146V147H224ZM228 146V147H227ZM1 147H2V145H1ZM0 147V148H1ZM16 147H18V143H17V145H16ZM71 147H73V146H71ZM75 147H77V146H75ZM80 147V146H79ZM121 147V146H120ZM172 147V146H171ZM212 147H210V148H212ZM8 148V147H7ZM7 148H6V150H7ZM12 148H14V147H12ZM23 148H25L24 146H23ZM58 148H59V145H58ZM67 148H69V146H67ZM67 148H64L65 149V151L67 152V154H66V157H65V161H67V165L69 164V163H71V166H72V164H74L75 165V163H79L80 162V158H81V156H80V153H81V151L82 150H80V153H77V151L76 150H74V148H72L73 150H66ZM78 148V147H77ZM76 148V149H77ZM81 148V147H80ZM84 148V147H83ZM83 148H81V149H83ZM123 148V147H122ZM158 148H160V147H158ZM162 148V147H161ZM177 148V147H176ZM188 148V147H187ZM191 148V149H192ZM14 149H16V148H14ZM37 149V148H36ZM61 149H63V148H61ZM70 149V148H69ZM117 149V148H116ZM174 149V148H173ZM186 149V148H185ZM2 152H4V150H3V148H1L0 149ZM12 150V149H11ZM18 150H19V148H18ZM17 150V151H18ZM21 150V149H20ZM19 150V151H20ZM114 150V149H113ZM118 150V149H117ZM122 150V149H121ZM124 150V149H123ZM175 150V149H174ZM184 150V149H183ZM28 151H30V150H28ZM32 151V150H31ZM36 151V150H35ZM64 151V150H63ZM62 151V152H63ZM84 152H85V150H83ZM95 151V150H94ZM140 151V150H139ZM147 151V150H146ZM167 151H170V150H167ZM172 151V150H171ZM170 151V152H171ZM178 151H180L181 152V149L180 148H178ZM187 151H188V149H187ZM186 151V152H187ZM189 151H190V148H189ZM7 152V155H10L11 154V156L13 155L11 152H10V150L8 149V151H6ZM6 152H4V154H6ZM26 152V151H25ZM25 152H24V155H25ZM37 152V151H36ZM36 152H35V154H36ZM121 152H123V151H121ZM160 152V151H159ZM191 152V151H190ZM193 152V151H192ZM196 152V151H195ZM213 152V151H212ZM216 152V151H215ZM15 153H16V151H15ZM21 153V152H20ZM27 153V152H26ZM42 153V152H41ZM48 153V152H47ZM65 153V152H64ZM142 153V152H141ZM185 153V152H184ZM196 153V154H197ZM200 153V154H201ZM22 154V153H21ZM28 154V153H27ZM34 153L32 152V155H33ZM48 154H50V153H48ZM109 154V153H108ZM119 154V153H118ZM123 154H125V152L123 153ZM123 154H121V155H123ZM163 154L165 155V152H163ZM169 154V153H168ZM206 154V153H205ZM205 154H203V156L205 155ZM213 154V153H212ZM215 154V153H214ZM217 154V155H218ZM0 157H2V154L0 153ZM17 155V154H16ZM16 155H15V157H16ZM19 155V154H18ZM24 155H23V157H24ZM30 155H31V153H30ZM32 155L30 156V157H32ZM63 155H65V154H63ZM83 155H85V154H83ZM115 155V154H114ZM116 155H117V153H116ZM120 155V154H119ZM167 155V154H166ZM178 155V154H177ZM180 155V154H179ZM192 155H194V154H192ZM198 155V154H197ZM208 155H209V152H208ZM29 156V155H28ZM62 156V155H61ZM86 156H88V154L86 155ZM109 156V155H108ZM128 157H129V155H127ZM127 156L125 155V157L127 158ZM160 156V155H159ZM175 156V155H174ZM188 156V155H187ZM202 156V155H201ZM200 156V157H201ZM206 156V155H205ZM4 157V156H3ZM26 157V156H25ZM35 157H36V155H35ZM63 157V156H62ZM80 157V158H79ZM84 157V156H83ZM164 157V156H163ZM178 157V156H177ZM190 157H193V156H190ZM197 157V156H196ZM207 157V156H206ZM6 159H7V157H5ZM19 157H17V159H18ZM58 158V157H57ZM93 158V157H92ZM118 158V157H117ZM144 158V157H143ZM168 158H169V156H168ZM170 158H171V155H170ZM208 158V157H207ZM3 159V158H2ZM11 159V158H10ZM10 159H9V161H10ZM17 159L16 158H14V155L12 156V160H13V162L14 161H16L17 162ZM24 159V158H23ZM31 159V158H30ZM32 159H33V157H32ZM34 159H36V158H34ZM62 159V158H61ZM82 159V158H81ZM86 159V158H85ZM125 159V158H124ZM123 159V160H124ZM131 159V158H130ZM129 159V160H130ZM163 159V158H162ZM175 159V158H174ZM198 159V158H197ZM211 159V158H210ZM216 159V158H215ZM8 160V159H7ZM12 160H11V162H12ZM53 160V159H52ZM64 160V159H63ZM116 160V159H115ZM114 160V161H115ZM122 160V161H123ZM128 159H127V161H129ZM168 160V159H167ZM172 160V159H171ZM205 160V159H204ZM213 160V159H212ZM3 161V160H2ZM22 161V160H21ZM21 161L19 162V163H21ZM27 162H29L28 160H26ZM26 161H24V162H26ZM31 161V160H30ZM33 161H35V160H33ZM33 161L31 162V163H33ZM62 161V160H61ZM64 161V162H65ZM120 161V160H119ZM126 161V160H125ZM206 161V160H205ZM215 161V163H217L216 162V160H214ZM218 161V160H217ZM1 162V161H0ZM15 162V163H16ZM23 162V161H22ZM36 162V161H35ZM63 162V163H64ZM86 162V161H85ZM165 162H166V159H165ZM208 162V161H207ZM3 163V162H2ZM8 163V162H7ZM10 163V162H9ZM18 163V164H19ZM36 163H38V162H36ZM41 163V162H40ZM39 163V165L41 166V164ZM61 163V162H60ZM125 163V162H124ZM127 163V162H126ZM128 163H130V162H128ZM147 163V162H146ZM1 164V163H0ZM4 164H5V161H4ZM17 164V165H18ZM33 164H35V163H33ZM66 164V163H65ZM81 164H83L84 165V161H82V163ZM120 164V163H119ZM176 164V162H174V164L173 165H175ZM3 165V164H2ZM8 165V164H7ZM7 165L5 164V168H7ZM20 166L19 167H21L22 168V166H23V164L21 165V164H19ZM27 165H30L31 166V164H27ZM36 165V164H35ZM38 165V164H37ZM36 165V166H37ZM45 165V164H44ZM43 165V166H44ZM58 165V164H57ZM66 165V166H67ZM129 165V164H128ZM127 165V166H128ZM130 165H131V163H130ZM137 165V164H136ZM165 166H166V164H164ZM169 165V164H168ZM199 165V166H198ZM208 165V164H207ZM206 165V166H207ZM211 165H212V163H211ZM215 165V164H214ZM13 166H14V164H13ZM29 166V167H30ZM39 166V167H40ZM76 166V165H75ZM81 166V165H80ZM95 166V165H94ZM125 166V165H124ZM132 166V165H131ZM160 166V165H159ZM171 166H172V164H171ZM176 166V165H175ZM216 166V165H215ZM0 167H3V166H1L0 165ZM18 167V170H20V168ZM78 167V166H77ZM85 167V166H84ZM84 167H82V169L84 168ZM116 167V166H115ZM123 167V166H122ZM161 167V166H160ZM163 167V166H162ZM168 167V166H167ZM177 167V166H176ZM178 167H179V164H178ZM177 167V168H178ZM23 168H25L24 166H23ZM32 168V167H31ZM31 168H27L28 169V171L27 172H32V171H30L29 169H31ZM41 168V167H40ZM46 168V167H45ZM48 168V167H47ZM47 168L45 169V170H47ZM70 168V167H69ZM76 167H74V169H75ZM81 168V167H80ZM112 168H114V166L112 167ZM124 169H125V167H123ZM134 168H136V167H134ZM134 168H132V170L134 169ZM172 168V167H171ZM212 168V167H211ZM216 168H217V166H216ZM3 169V168H2ZM1 169V171H3ZM9 169H13V168H9ZM8 169V170H9ZM17 169V168H16ZM33 169V168H32ZM36 169V168H35ZM37 169H38V166H37ZM50 169V168H49ZM48 169V170H49ZM55 169H56V167H55ZM60 169V168H59ZM79 169V168H78ZM77 169V170H78ZM123 169V170H124ZM129 169V168H128ZM153 169V168H152ZM204 169V168H203ZM206 169V168H205ZM208 169V168H207ZM212 169H214V168H212ZM6 170V169H5ZM4 170V171H5ZM8 170H7V175L9 174V172H8ZM23 170V169H22ZM25 170H26V168H25ZM25 170H23V173H24V171ZM42 170H44V169H42ZM42 170H41V172H42ZM68 170V169H67ZM66 170V171H67ZM76 170V171H77ZM86 170V169H85ZM138 170V169H137ZM141 170V169H140ZM139 170V171H140ZM144 170V169H143ZM156 170V169H155ZM171 170V169H170ZM3 171V172H4ZM16 170H14V172H15ZM63 171V170H62ZM80 171V170H79ZM78 171V172H79ZM87 171V170H86ZM152 171V170H151ZM167 171V170H166ZM165 171V172H166ZM34 172V171H33ZM38 173L37 174H39V171H37ZM48 173H49V171H47ZM57 170H55V173L57 174ZM83 172V171H82ZM81 172V173H82ZM125 172V171H124ZM123 172V173H124ZM134 173H137L136 172V170L135 171H133ZM153 172H155V171H153ZM161 172V171H160ZM173 172V170H171V173ZM176 172V171H175ZM184 172V173H185ZM205 172V171H204ZM2 173V172H1ZM4 173V174H5ZM13 173V172H12ZM25 173H26V171H25ZM24 173V174H25ZM36 173V172H35ZM47 173V174H48ZM59 173H60V170H59ZM58 173V174H59ZM80 173V172H79ZM84 173H85V171H84ZM89 173V172H88ZM126 173V172H125ZM132 172H130L129 171V174H131ZM144 173H145V170H144ZM147 173V172H146ZM152 173V172H151ZM159 173V172H158ZM178 173V172H177ZM209 173V172H208ZM212 172L210 171V174H211ZM14 174H17V173H14ZM27 174V173H26ZM25 174V175H26ZM34 174V173H33ZM57 174V175H58ZM70 174V173H69ZM86 174H87V172H86ZM119 174V173H118ZM156 174V173H155ZM169 174V173H168ZM173 174V173H172ZM6 175V176H7ZM12 175V174H11ZM11 175H9L10 177H11ZM24 175V176H25ZM30 175H32V174H30ZM63 175H64V173H63ZM79 175L80 174H78V177H79ZM88 175V174H87ZM135 175H137V174H135ZM141 175V174H140ZM146 175V174H145ZM162 175H163V173H162ZM174 175H176V174H174ZM183 175V174H182ZM182 175H180V176H182ZM0 176H3L4 177V175H3V173H2V175H0ZM8 176V177H9ZM19 176H21V175H19ZM26 176H28V175H26ZM32 176H34V175H32ZM31 176V177H32ZM36 176V175H35ZM34 176V177H35ZM39 176V175H38ZM41 176V175H40ZM43 177H45V176H47V175H42ZM58 176H60V175H58ZM62 176V175H61ZM71 177H73L72 175H70ZM74 176H75V174H74ZM91 176V175H90ZM102 176V175H101ZM130 176V175H129ZM132 176V175H131ZM142 176H143V174H142ZM142 176H140V177H142ZM149 176V175H148ZM168 176V175H167ZM18 177V176H17ZM29 177V176H28ZM26 178V179H28V180H30V182H31V184H33L32 183V180H31V178L29 179V178ZM48 177V176H47ZM52 177V176H51ZM51 177H50V179H51ZM54 177H55V175H54ZM63 177V176H62ZM64 177H66V176H64ZM77 177V178H78ZM126 177V176H125ZM136 177V176H135ZM138 177H139V175H138ZM145 177V176H144ZM150 177H151V175H150ZM155 177V176H154ZM158 177V176H157ZM165 177H166V175H165ZM164 177V178H165ZM184 177V176H183ZM208 177V176H207ZM23 179H24V177H22ZM33 178V177H32ZM59 178V177H58ZM74 178V177H73ZM76 178V177H75ZM81 178V177H80ZM83 178V177H82ZM88 178H89V176H88ZM90 178H92V177H90ZM148 178V177H147ZM153 178V177H152ZM159 178V177H158ZM168 178V177H167ZM210 178V177H209ZM6 179V178H5ZM10 179V178H9ZM8 179V180H9ZM17 179V178H16ZM21 178L19 177L17 180H20ZM23 179H21L22 181H23ZM36 179V178H35ZM34 179V180H35ZM41 179V178H40ZM49 179V178H48ZM49 179V180H50ZM61 179H64V178H61ZM68 179H70V178H68ZM85 179V178H84ZM87 179V178H86ZM131 179V178H130ZM156 179V178H155ZM154 179V181L156 182L157 180H155ZM169 179H170V176H169ZM176 179V178H175ZM181 179V178H180ZM215 179V180H214ZM2 180V179H1ZM7 180V179H6ZM12 180V179H11ZM14 180V179H13ZM16 180V181H17ZM20 180V182H22ZM42 180H44L43 182H45V180H47V179H45V178H43ZM54 180V179H53ZM56 180H57V178H56ZM65 180V179H64ZM78 180V179H77ZM91 180V179H90ZM124 180V179H123ZM139 180V179H138ZM142 180V179H141ZM168 180V179H167ZM177 180V179H176ZM184 180V179H183ZM188 180V179H187ZM15 181V180H14ZM15 181V182H16ZM37 180H35V182H36ZM59 181V180H58ZM87 181V180H86ZM150 181H152V180H150ZM150 181H149V183H150ZM159 182H161L160 180H158ZM189 181V180H188ZM9 183L11 182V181H8ZM13 182V181H12ZM27 181H25L24 183H26ZM34 182V183H35ZM39 182V181H38ZM38 182H36L37 184H38V186L40 187V185H39V183ZM42 182V181H41ZM42 182V184L43 185H45L44 183ZM79 182V181H78ZM88 182V181H87ZM143 182V181H142ZM164 182V181H163ZM172 182V181H171ZM177 182V181H176ZM175 182V183H176ZM179 182H181V181H179ZM190 182V181H189ZM3 183H4V181H3ZM7 184V185H9V186H7V187H4V186H0V191H1V194H2V196H1V198H2V200H3V195L6 197V198H11L10 199V203L8 202V206L9 207H11L12 209L13 208H15L13 211H15V210H18L16 207H15V205H18V204H20L19 203V200L21 199H23V197H25L24 199H26V196H28V192L30 191V190H28L27 189V191H25L23 188H18L15 184L16 183H18V182H16V183H14V184H12V183H10V184ZM23 183V182H22ZM28 183H29V181H28ZM27 183V184H28ZM57 183V182H56ZM66 183V182H65ZM70 183V182H69ZM68 183V184H69ZM81 183V182H80ZM90 183V186H92V184H91V182H89ZM129 183V182H128ZM146 183V182H145ZM154 183V182H153ZM178 183V182H177ZM176 183V184H177ZM18 184H20V183H18ZM30 184V183H29ZM28 184V185H29ZM47 184V183H46ZM49 184V183H48ZM48 184L47 185H45V186H48ZM51 184H53L52 182H51ZM62 184V183H61ZM74 184V183H73ZM77 184V183H76ZM82 185H83V183H81ZM85 184H87V183H85ZM146 184H148V183H146ZM151 184H152V182H151ZM156 184H157V182H156ZM159 184V183H158ZM190 184V183H189ZM0 185H2V184H0ZM21 185V184H20ZM19 185V186H20ZM23 185H25V184H23ZM50 185V184H49ZM54 185V184H53ZM65 185V184H64ZM70 185V184H69ZM72 185V184H71ZM142 186H143V184H141ZM162 185V184H161ZM168 185H169V183H168ZM172 185H173V183H172ZM25 186H27V185H25ZM35 186V185H34ZM37 186V187H38ZM45 186L44 187H42V185H41V187H40V190H41V188L44 190V188H45ZM54 186H56V185H54ZM84 186V185H83ZM88 186H89V184H88ZM90 186H89V189H90ZM145 186V185H144ZM147 186V185H146ZM155 186V185H154ZM160 186V185H159ZM177 186V185H176ZM31 187H33V185L31 186ZM36 187V186H35ZM50 187H52V185H50L49 187H46V188H48V189H46L47 190V192L48 191H50ZM59 187H61V185H60V183H58L57 184V189L59 188ZM79 187V186H78ZM77 187V188H78ZM81 187V186H80ZM79 187V188H80ZM85 187V186H84ZM87 187V186H86ZM93 187V186H92ZM136 187V186H135ZM149 187V186H148ZM161 187V186H160ZM172 187V186H171ZM185 187V186H184ZM194 187V186H193ZM218 187H220L222 190H223V192H224V199H223V197H220L219 195L220 194H222V193H220V194H218V192H217V189H218ZM28 188V187H27ZM29 188H30V186H29ZM53 188V187H52ZM67 188V187H66ZM70 188V187H69ZM88 188V187H87ZM96 187H94V189H95ZM100 188V187H99ZM142 188V187H141ZM183 188V187H182ZM187 188V187H186ZM39 188H36V190H38ZM115 189V188H114ZM144 189V188H143ZM148 189V188H147ZM150 189V188H149ZM151 189H152V187H151ZM155 189V192H156V196L157 197H161L165 202H167V195H165V193H167V192H165V193H163V190H162V192L160 191V189L157 187V188H154ZM162 189H164L163 187H162ZM169 189V188H168ZM87 190V189H86ZM86 190L82 187V189H79V190H77L76 189V191L79 193V197H76V198H79L78 199V201H81V199L83 200V201H81V204L84 202V201H88V200H90V201H94L95 202V200H92L91 199V197L89 198L88 197V193L86 192ZM139 190V189H138ZM138 190H137V192H138ZM172 190H174V188L172 187ZM179 190V189H178ZM181 190V189H180ZM179 190V191H180ZM189 190V189H188ZM32 191V190H31ZM56 191H58V190H56ZM62 191V190H61ZM61 191H59V193L61 192ZM73 191H74V189H73ZM94 191V190H93ZM96 191H98V190H95L94 191V193L96 192ZM126 191V190H125ZM127 191H129V190H127ZM140 191V190H139ZM187 191V190H186ZM219 191V190H218ZM221 191V190H220ZM34 192V191H33ZM38 192V191H37ZM36 192V193H37ZM44 192V191H43ZM52 192H53V194L55 193L54 192V190L52 189V191H51V193H49V194H51V195H53L52 194ZM91 192V191H90ZM89 192V193H90ZM147 192V191H146ZM155 192H154V194H155ZM169 193H170V191H168ZM175 192H176V189H175ZM189 192V191H188ZM202 192V193H201ZM222 192V191H221ZM254 192H255V194H254ZM32 193V192H31ZM45 193V192H44ZM58 193V194H59ZM64 193V192H63ZM63 193L61 192V194H59L58 196H64L63 195ZM91 193H93V192H91ZM98 193H102V192H98ZM97 192H96V195L98 194ZM140 193V192H139ZM143 193V192H142ZM147 193H149V192H147ZM150 193H151V191H150ZM196 193V192H195ZM195 193L193 194V196L195 195ZM256 193L258 194L257 196H256ZM35 194V193H34ZM39 194V193H38ZM56 194V193H55ZM75 194V193H74ZM82 194V195H81ZM103 194V193H102ZM109 194V193H108ZM154 194H152V196L154 195ZM182 194V193H181ZM189 194V193H188ZM30 195V194H29ZM33 195V194H32ZM41 195H43V193L41 194ZM40 195V196H41ZM45 196H47L48 197V195L47 194H44ZM50 195V198L52 197H58V196H51ZM66 195V194H65ZM91 195V194H90ZM93 195H95V194H93ZM98 195H100V194H98ZM142 195V194H141ZM144 195V194H143ZM146 195H148V194H146ZM171 195H172V193H171ZM262 195V196H263ZM35 196V195H34ZM33 196V197H34ZM37 196V195H36ZM35 196V197H36ZM44 196V197H45ZM77 196V195H76ZM103 196H104V194H103ZM103 196H99L100 198L101 197H103ZM137 196V198H138V195H136ZM149 196H151L150 194L148 195V197ZM155 196V195H154ZM175 196V195H174ZM184 196H186V194L184 195ZM192 196V195H191ZM196 196V195H195ZM194 196V197H195ZM197 196H198V194H197ZM261 196V195H260ZM29 197V196H28ZM32 197V196H31ZM43 197V196H42ZM43 197V199L41 198V200L43 201V200H45V199H47L46 197L44 198ZM62 197H59L60 198V201H61V198ZM65 197V196H64ZM63 197V198H64ZM66 197H67V195H66ZM65 197V199H67ZM93 197V196H92ZM95 197H98V196H95ZM120 197V196H119ZM156 197V198H157ZM39 197L36 199V200H34V198H33V200H34V202L36 201L37 202V200H39L40 199ZM49 198V197H48ZM53 198V199H54ZM59 198H58V200H59ZM144 198H146V197H144L143 196V198L141 199V200H143ZM171 198V197H170ZM174 198V197H173ZM182 198V197H181ZM181 198H180V202H181ZM200 198V197H199ZM206 198V199H207ZM52 199V200H53ZM65 199H64V201H65ZM69 199V198H68ZM94 199V198H93ZM96 199V198H95ZM99 199V198H98ZM104 199V198H103ZM140 199V198H139ZM154 199V198H153ZM152 199V200H153ZM178 199V198H177ZM176 199V200H177ZM195 199H196V197H195ZM198 199V198H197ZM201 199H203V198H201ZM221 199H223V200H221ZM27 200V199H26ZM25 200V201H26ZM29 200V199H28ZM32 200V199H31ZM31 200H30V204H31ZM41 200H40V202H41ZM49 200V199H48ZM50 200L49 201V205H50V202H54V201H56L57 200V198L55 199V200ZM58 200H57V203H58ZM100 200V199H99ZM99 200H96L98 203H99ZM105 200V199H104ZM110 199H108V201H109ZM120 200V199H119ZM136 200V199H135ZM157 200V199H156ZM155 200V201H156ZM162 200V201H163ZM185 200H186V198H185ZM190 200H192V199H190ZM204 200V199H203ZM3 201H5V200H3ZM3 201H1V203L3 202ZM59 201V202H60ZM64 201H62V204H63V202ZM67 201H69V200H67ZM145 201H146V199H145ZM147 201H149V198H148V200ZM150 201H151V199H150ZM155 201H153V203L155 202ZM174 201V200H173ZM184 200H182V202H183ZM196 201V200H195ZM200 201V200H199ZM21 202H23V201H21ZM28 202V201H27ZM35 202V203H36ZM45 202V201H44ZM66 202V201H65ZM73 202V201H72ZM107 202V201H106ZM139 202V201H138ZM158 202H159V199H158ZM158 202H157V204H158ZM161 202V201H160ZM169 202H170V199H169ZM185 202V201H184ZM24 203V202H23ZM21 204L23 207L25 206L24 204L26 203H24V204ZM43 203V202H42ZM56 203V202H55ZM67 203V202H66ZM90 203H92V202H90ZM96 203V202H95ZM102 203V202H101ZM104 203H105V201H104ZM117 203H118V201H117ZM140 203H141V201H140ZM143 203V202H142ZM146 203V202H145ZM148 203V202H147ZM156 203V202H155ZM173 204H174V202H172ZM194 203V202H193ZM192 203V204H193ZM198 203V202H197ZM196 203V204H197ZM200 203V202H199ZM203 203V202H202ZM205 203V202H204ZM28 204V203H27ZM26 204V205H27ZM34 204V203H33ZM32 204V205H33ZM38 204H40V203H38ZM53 204V203H52ZM84 204V203H83ZM103 204V203H102ZM101 204V205H102ZM107 204V203H106ZM106 204H105V206H106ZM109 204H110V202L108 203V205L106 206V208L109 206ZM112 204H113V202H112ZM126 204V203H125ZM144 204V203H143ZM149 204H150V202H149ZM148 204V205H149ZM163 204V203H162ZM187 204V203H186ZM207 204H205V205H207ZM2 205H4V204H2ZM43 205H45V204H41V206H43ZM47 205V204H46ZM48 205V206H49ZM54 205V204H53ZM52 205V206H53ZM58 205L59 204H56V205H54V206H57L58 207ZM67 205H69V203H67ZM114 205H115V203H114ZM120 205V204H119ZM160 205V204H159ZM158 205V206H159ZM169 205H171V204H169ZM176 205V204H175ZM177 205H179V203H177ZM194 205V204H193ZM192 205V206H193ZM201 205V204H200ZM204 205V204H203ZM203 205H202V207H203ZM1 206V205H0ZM19 206V205H18ZM28 206V205H27ZM27 206H25L26 207V210H27ZM34 206V205H33ZM33 206H30V207H32L31 209H33L34 207ZM39 206V205H38ZM60 206V205H59ZM72 206V205H71ZM85 206V205H84ZM93 205H91V207H92ZM96 206V205H95ZM100 206V205H99ZM105 206H100V207H98V206H96L97 208H101L102 207V209L101 210H103V207H105ZM111 206V205H110ZM118 206V205H117ZM121 206H123L122 204H121ZM126 206V205H125ZM143 206V205H142ZM155 206V205H154ZM165 206V205H164ZM181 206V205H180ZM197 206L198 205H196V208H197ZM20 207V206H19ZM22 207V208H23ZM45 207V206H44ZM63 207H65V205H63ZM77 207V206H76ZM89 207V206H88ZM120 207V206H119ZM128 207V206H127ZM130 207V206H129ZM140 207V206H139ZM151 207H153L152 205L149 207L150 209H152V211H154L153 210V208H151ZM160 207V206H159ZM163 207V206H162ZM171 207V206H170ZM174 207V206H173ZM189 207V206H188ZM199 207H201V206H199ZM11 208H9V209H11ZM28 208H29V206H28ZM36 208H39V207H36ZM46 208H48V207H46ZM49 208H51V207H49ZM48 208V209H49ZM58 208H60V207H58ZM58 208L56 209L55 207H54V209H56V210H58ZM66 208V207H65ZM69 208V207H68ZM67 208V210H65V211H68V210H70V209H68ZM75 208V207H74ZM83 207H81L80 206V209H82ZM87 208V207H86ZM85 208V209H86ZM93 208V207H92ZM91 208V209H92ZM95 208V207H94ZM112 208V207H111ZM111 208H109V210H112ZM122 208V207H121ZM120 208V209H121ZM123 208H124V206H123ZM126 208V207H125ZM155 208H157V205L155 206ZM172 208V207H171ZM176 207H174V208H172V210L173 209H175ZM178 208V207H177ZM207 208V207H206ZM3 209V208H2ZM25 209V208H24ZM31 209L29 208L28 210L29 211H31ZM40 209H45V208H41L40 207ZM52 209V208H51ZM77 209V208H76ZM84 209V210H85ZM105 209V208H104ZM114 209V208H113ZM164 209V208H163ZM180 210H181V208H179ZM178 209V210H179ZM189 209V208H188ZM199 209V208H198ZM23 210V209H22ZM27 210V211H28ZM33 210H35V208L33 209ZM47 210V209H46ZM50 210V209H49ZM53 210V209H52ZM64 210V209H63ZM87 210V209H86ZM108 210V209H107ZM116 210V209H115ZM124 211H125V209H123ZM131 210V209H130ZM136 210V209H135ZM140 210V209H139ZM159 210V208L157 209V211ZM167 210V209H166ZM171 210V209H170ZM200 210V209H199ZM203 210V209H202ZM12 211V210H11ZM13 211H12V213H13ZM25 211V210H24ZM28 211V212H29ZM92 212L91 213H93L94 211H93V209L91 210ZM120 211V210H119ZM124 211H120L119 213L121 214V212H124ZM137 211H138V209H137ZM141 211V212H140ZM139 212L142 214V210H140ZM145 211V210H144ZM182 211V210H181ZM180 211V212H181ZM201 211V210H200ZM206 211V210H205ZM19 212H21V211H15V217H21V215H23L24 213L23 212H21V213H23V214H21L20 215V213ZM46 212H48V211H45V213ZM50 212V211H49ZM64 212V211H63ZM70 212V211H69ZM82 213H83V210L81 211ZM87 212V211H86ZM88 212H89V210H88ZM87 212V213H88ZM98 212H99V210H98ZM101 213L103 212V211H100ZM105 212V211H104ZM103 212V214L105 215V213L107 212H105L104 213ZM112 212H113V210H112ZM117 212V211H116ZM116 212H115V214H116ZM126 212V211H125ZM160 212V211H159ZM162 212H164V211H162ZM171 212V211H170ZM173 212V211H172ZM180 212H178L180 215H181V213ZM187 212V211H186ZM196 212H197V210H196ZM199 212V211H198ZM207 212V211H206ZM9 213V212H8ZM27 213V212H26ZM34 213V212H33ZM36 213V212H35ZM37 213H39V211L37 212ZM43 213V212H42ZM41 213V214H42ZM45 213H43V215L45 214ZM58 213V212H57ZM60 214L62 213L61 211L59 212ZM78 213V212H77ZM144 213V212H143ZM148 213V212H147ZM147 213H145V214H147ZM175 213V212H174ZM174 213H172V214H174ZM185 213V212H184ZM189 213V212H188ZM203 213V212H202ZM65 214V213H64ZM67 214H68V212H67ZM85 213H83V215H84ZM99 214V213H98ZM115 214H113L114 216H115V218H116V216L118 215V213H117V215H115ZM124 214V213H123ZM138 214V213H137ZM152 214H153V212H152ZM158 214V213H157ZM156 214V215H157ZM186 214V213H185ZM192 214H195V213H193V210H192ZM206 214V213H205ZM8 215V214H7ZM11 215V214H10ZM10 215H8V217L10 216ZM36 215V214H35ZM52 214H50L49 216H51ZM71 217H73V212H70V214H69ZM80 215V214H79ZM92 215V214H91ZM94 215V214H93ZM103 215V216H104ZM108 215V214H107ZM134 215V214H133ZM140 215V214H139ZM155 215V214H154ZM162 215H163V213H162ZM167 215V214H166ZM177 215V214H176ZM188 215V214H187ZM13 216V214L11 215V217ZM13 216V217H14ZM27 216V215H26ZM34 216V215H33ZM32 216V217H33ZM37 216H39V215H37ZM46 216V215H45ZM48 216V215H47ZM57 216H59L58 214H57ZM127 216H129L128 214H127ZM131 217H132V215H130ZM141 216V215H140ZM142 216H143V214H142ZM141 216V217H142ZM159 216H160V214H159ZM164 216H165V214H164ZM186 216V215H185ZM189 216V215H188ZM194 216V215H193ZM192 216V217H193ZM200 216V215H199ZM3 217V211L0 209V219ZM8 217H6V219L8 218ZM10 217V218H11ZM12 217V218H13ZM23 217V216H22ZM44 217V216H43ZM90 217V216H89ZM94 217V216H93ZM137 217V216H136ZM136 217H134L133 219H135ZM143 217H145V216H143ZM148 217V216H147ZM167 218L169 217V216H166ZM181 217H182V215H181ZM190 217H191V215H190ZM196 217V216H195ZM210 217H208L209 219H211ZM11 218V219H12ZM18 218V219H19ZM29 218V217H28ZM27 218V219H28ZM33 218H35V217H33ZM41 218V217H40ZM58 218H60V216L58 217ZM58 218H56V219H58ZM66 218V217H65ZM107 219L109 218V217H106ZM111 218H113V216L111 217ZM114 218V219H115ZM126 218V217H125ZM154 218V217H153ZM161 218V217H160ZM163 218V217H162ZM183 218V217H182ZM185 218V217H184ZM205 218V217H204ZM6 219H5V221H6ZM16 219V218H15ZM38 219V218H37ZM36 218L34 219V220H37ZM51 219V218H50ZM64 218H62V220H63ZM91 219V218H90ZM106 219V220H107ZM119 221H121L120 219H122V217L119 219V218H117ZM139 219H140V217H139ZM139 219H137V220H139ZM145 219H147V218H145ZM158 219V218H157ZM169 219V218H168ZM171 219H172V217H171ZM175 219V218H174ZM185 219H187V218H185ZM189 219V218H188ZM193 219V218H192ZM206 219H207V217H206ZM8 220V219H7ZM33 220V221H34ZM49 220V219H48ZM68 220V219H67ZM72 219H70V220H68L67 222H69V221H71ZM79 220V219H78ZM112 220V219H111ZM126 220V219H125ZM141 220H142V218H141ZM150 220V219H149ZM173 220V219H172ZM195 220V219H194ZM197 220V219H196ZM199 220V219H198ZM201 220H202V218H201ZM12 221H13V219H12ZM17 221V220H16ZM24 221V220H23ZM53 221V220H52ZM55 221V220H54ZM65 221V220H64ZM80 221V220H79ZM88 221V218L87 217H85V216H83V220L81 221V222H79L77 225H78V227H74L73 229H71V227H70V225H69V228H66V225L65 224H63V225H65V227H43L42 229H41V232L39 233V235H38V238L40 239V241H42V245H40L37 249H39L38 250V253H37V257L39 258V260H40V258H42L41 260H43V259H45V258H47L46 256L47 255H49V253L50 252H52L53 250L55 251V252H57L58 254H59V256H61V264H151V261H150V257L151 256H153L152 254H155V256L158 254V250L162 253V254H159L160 256L158 257V255H157V258L159 259V261L160 262H164V263H166V264H181L180 263V261H181V253L183 252V249H182V247H184V249H186L185 247V243L183 242L184 240H183V237H184V232H183V228L182 227H179V224L180 225H184L185 226V224H182V223H184V222H186L187 220H185L184 222L182 221V220H179L178 218H176L175 219V221L173 222V221H170V223L171 222H173V224H175L174 225V227H169L170 226V224L169 223H166L165 222V220L163 221L162 220V222H159V221H155L154 220V222H150L151 224L150 225H154L155 224V227H146V228H140V226H139V228L140 229H137V228H135V227H129V225H128V227H121V228H117V229H113V228H111V227H94V223L91 225V226H87V227H81V225L84 223V222H87ZM92 221V220H91ZM93 221H95V220H93ZM103 221V220H102ZM109 221H110V219H109ZM117 221V220H116ZM146 221V220H145ZM189 221V220H188ZM205 221V220H204ZM208 221V220H207ZM7 222V221H6ZM15 222V221H14ZM14 222H12V223H14ZM18 223H19V221H17ZM16 222V223H17ZM30 222V221H29ZM28 222V223H29ZM42 222V221H41ZM44 222V221H43ZM101 222V221H100ZM104 222V221H103ZM124 222V221H123ZM128 222V221H127ZM133 223H134V221H132ZM132 222H131V224H132ZM168 222H169V220H168ZM181 222V223H180ZM10 223H11V220H10ZM24 224H25V221L23 222ZM26 223H27V220H26ZM37 223V222H36ZM45 223V222H44ZM48 223V222H47ZM53 223V222H52ZM64 223V222H63ZM70 223V222H69ZM68 223V224H69ZM72 223V222H71ZM75 223V222H74ZM77 223V222H76ZM88 223V222H87ZM96 223V222H95ZM112 223H113V220H112ZM115 223V222H114ZM113 223V224H114ZM119 223V222H118ZM129 223V222H128ZM145 223V222H144ZM213 223V222H212ZM211 223V224H212ZM218 223V222H217ZM3 224V223H2ZM8 224H9V222H8ZM31 224H32V222H31ZM57 224V223H56ZM55 224V225H56ZM59 225H60V223H58ZM61 224H62V222H61ZM90 224V223H89ZM106 224H108V222L106 223ZM116 224V223H115ZM123 224V223H122ZM121 224V225H122ZM125 224V223H124ZM127 224V223H126ZM125 224V225H126ZM142 224V223H141ZM192 224V223H191ZM200 224V223H199ZM202 224V223H201ZM203 224H204V222H203ZM208 224V223H207ZM3 225H5V226H8L6 223L5 224H3ZM2 225V227H0V264H13L15 261L17 262V261H19V260H21V258H20V256H23L24 258H25V260L27 261V262H25L26 264H34L35 263V255H33V251H31V250H33V242H34V237H35V233L33 232L34 230L32 229V227H26V226H23V227H15L13 224H12V226H14V227H11V225L9 226V227H5V226H3ZM19 225H21V224H19ZM41 225H43L42 223H41ZM73 225H75V224H73ZM100 225V224H99ZM101 225H103V224H101ZM100 225V226H101ZM117 225V224H116ZM136 225H138V224H136ZM152 225V226H153ZM213 225H215V224H213ZM216 225H218V224H216ZM33 226V225H32ZM36 226H38V225H36ZM44 226H45V224H44ZM56 226H58V225H56ZM108 226V225H107ZM124 226V225H123ZM127 226V225H126ZM160 226H163V227H160ZM176 226H178V227H176ZM188 226V225H187ZM202 226V225H201ZM208 226V225H207ZM206 226V227H207ZM209 226H210V224H209ZM212 226V225H211ZM221 226V225H220ZM35 227V226H34ZM39 227V226H38ZM118 227V226H117ZM191 227V226H190ZM202 227H205V226H202ZM182 228V229H181ZM186 228V227H185ZM196 228V227H195ZM199 228V227H198ZM220 228L221 227H219V230H220ZM188 228H186V230H187ZM209 230L211 229V228H208ZM264 229V228H263ZM36 230H37V228H36ZM190 230V229H189ZM191 230H192V228H191ZM196 230H197V228H196ZM203 230H204V228H203ZM218 230V231H219ZM222 230V229H221ZM220 230V231H221ZM225 230V231H226ZM188 231V230H187ZM193 231H194V228H193ZM198 231V230H197ZM224 231V230H223ZM222 231V232H223ZM262 231V232H261ZM38 232V231H37ZM189 232V231H188ZM206 232V231H205ZM208 232V231H207ZM211 232V231H210ZM217 232V231H216ZM185 233H186V231H185ZM189 234V233H188ZM195 234H198L197 232H195ZM199 234H200V232H199ZM203 234V233H202ZM212 234V233H211ZM216 234V233H215ZM225 234V233H224ZM40 235H42V236H40ZM191 235V234H190ZM207 235V234H206ZM210 235V234H209ZM219 235V234H218ZM226 235V234H225ZM188 236V235H187ZM194 236V235H193ZM197 236V235H196ZM199 236H202V235H199ZM204 236V235H203ZM202 236V237H203ZM211 236V235H210ZM214 237H215V235H213ZM220 236V235H219ZM222 236H224L223 235V233H222ZM36 237H37V234H36ZM41 237V238H40ZM192 237V236H191ZM204 237H206V236H204ZM203 237V238H204ZM209 237V236H208ZM37 238V239H38ZM185 238V237H184ZM187 238V237H186ZM194 238V237H193ZM197 238V237H196ZM199 238V237H198ZM201 238V237H200ZM225 238H226V236H225ZM224 238V239H225ZM36 239V238H35ZM42 239V240H41ZM212 239V238H211ZM194 240H196V239H194ZM194 240H193V242H194ZM198 240V239H197ZM197 240L195 241V242H197ZM200 240V239H199ZM202 240V239H201ZM223 240V239H222ZM37 241V240H36ZM189 241V240H188ZM187 241V242H188ZM192 241V240H191ZM209 241V240H208ZM214 242H215V240H213ZM218 241V240H217ZM221 241V240H220ZM225 241V240H224ZM186 242V241H185ZM194 242V243H195ZM219 242V241H218ZM40 243V242H39ZM38 243V244H39ZM114 244V249L113 248H109V244H110V246H111V244ZM206 243H208L207 241H206ZM225 243V242H224ZM252 243H254L252 246H250ZM28 244V245H27ZM36 244H37V242L35 243V246H36ZM190 244V243H189ZM189 244H187V245H189ZM199 244H200V242H199ZM209 244V243H208ZM216 244V243H215ZM219 245H220V243H218ZM204 245V244H203ZM207 245V244H206ZM232 245V244H231ZM230 245V246H231ZM190 246V245H189ZM197 246H199V245H197ZM201 246V245H200ZM229 246V244H228V247H230ZM32 247V248H31ZM127 247H133V249L134 250H138V251H140L139 253H140V256L138 255L137 257H134V258H121L120 256L122 255V254H125V252H126V249H127ZM191 247H194V246H191ZM191 247H188V248H191ZM204 247V246H203ZM205 248V247H204ZM233 248V247H232ZM253 248V249H252ZM37 249H36V251H37ZM158 249V250H157ZM193 249V248H192ZM203 249V248H202ZM209 249V248H208ZM216 249V248H215ZM214 249V250H215ZM236 249V250H235ZM52 250V251H51ZM188 250H190V249H188ZM193 250H195V249H193ZM196 250H197V247H196ZM198 250H201V248H199ZM210 250V249H209ZM258 250V251H257ZM35 251V252H36ZM100 251H102V253L100 254ZM133 251V250H132ZM137 251V252H138ZM181 253H180V252ZM190 251H192V250H190ZM202 251V250H201ZM210 251H212V250H210ZM217 251V250H216ZM262 251H263V249H262ZM129 252H131V251H129ZM206 252V251H205ZM209 252V251H208ZM54 253V252H53ZM145 253H147L146 255H148V256H144V254ZM191 253H194V252H191ZM207 253V252H206ZM213 253V252H212ZM131 254V253H130ZM195 254V253H194ZM205 254V253H204ZM214 254H216V253H214ZM218 254V253H217ZM216 254V255H217ZM232 254V255H233ZM51 255V254H50ZM54 255V254H53ZM129 255V254H128ZM133 255V254H132ZM143 255V256H142ZM188 255H189V253H188ZM192 255V254H191ZM200 254H198V256H199ZM212 255V254H211ZM52 256V255H51ZM123 256V255H122ZM127 256V255H126ZM134 256V255H133ZM136 256V255H135ZM183 256H187V255H183ZM192 256H194V255H192ZM197 255L195 254V257H196ZM201 256V255H200ZM205 256V255H204ZM214 256V255H213ZM223 256V255H222ZM56 256L54 255V258H55ZM124 257V256H123ZM191 257V256H190ZM206 257V259H208L209 257H208V255L207 256H205ZM205 257H203V258H205ZM208 257V258H207ZM212 257V256H211ZM227 257V256H226ZM20 258V259H19ZM51 258V257H50ZM187 258H189V256H187ZM192 258H194V257H192ZM191 258V259H192ZM197 258V257H196ZM200 258V257H199ZM223 258V257H222ZM233 258V257H232ZM23 259V258H22ZM48 259V258H47ZM46 259V260H47ZM202 259V258H201ZM200 259V260H201ZM216 259H221V258H217L216 257ZM224 259V258H223ZM222 259V260H223ZM38 260V259H37ZM53 260V259H52ZM56 260V259H55ZM151 260H153V259H151ZM186 260V259H185ZM184 260V261H185ZM189 260V259H188ZM198 260V259H197ZM209 260H210V258H209ZM232 260V259H231ZM22 261V260H21ZM20 261V262H21ZM49 261H50V259H49ZM155 261V260H154ZM158 261V260H157ZM190 261V260H189ZM188 261V262H189ZM202 261L204 262V260L202 259ZM221 261V260H220ZM230 261V260H229ZM237 261V260H236ZM257 261V260H256ZM15 262V264H19L18 262L16 263ZM52 263H53V261H51ZM50 262V263H51ZM56 262V261H55ZM159 262V264H161ZM194 262H195V260H194ZM202 262V263H203ZM210 262V261H209ZM212 262V261H211ZM214 262H215V260H214ZM219 262V261H218ZM218 262H216L217 264H218ZM231 262H233V261H231ZM22 263H24V262H22ZM40 263V262H39ZM47 263H49V262H47ZM59 263V262H58ZM154 263V262H153ZM163 263V264H164ZM183 263V262H182ZM199 263V262H198ZM205 263V262H204ZM207 264H208V262H206ZM205 263V264H206ZM213 263V262H212ZM220 263V262H219ZM224 263V262H223ZM223 263H221V264H223ZM225 263H226V261H225ZM21 264V263H20ZM53 264H55V263H53ZM57 264V263H56ZM154 264H156V263H154ZM184 264V263H183ZM185 264H187L186 263V261H185ZM190 264V263H189ZM194 264H196V262L194 263ZM235 264V263H234Z\"/></svg>",
    "mask_w": 264,
    "mask_h": 264
}]
</instances>
